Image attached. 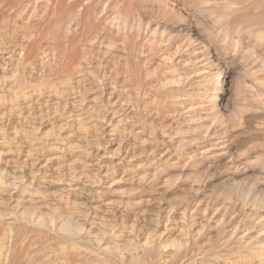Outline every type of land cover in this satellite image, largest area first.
<instances>
[{
    "label": "rangeland",
    "instance_id": "rangeland-1",
    "mask_svg": "<svg viewBox=\"0 0 264 264\" xmlns=\"http://www.w3.org/2000/svg\"><path fill=\"white\" fill-rule=\"evenodd\" d=\"M3 1V3H2ZM8 1V2H7ZM17 0L14 4L13 2H9V0H0V55H2V57H0V185H2L0 187V204L2 206H0V208H2V212H4L5 214L7 213V215H5L3 213V215L0 217V263L2 264H7V262H9L8 264H148L149 262L145 260H143L142 258H138L137 259H132L131 257L133 255H137L139 254L138 252H142L144 250H151L154 254V260L152 262V264H170L174 263V264H195L194 262H196V264H235L233 262H236L238 260V256L240 254L236 253L235 255H232L231 257H228L227 259L222 258V257H217L216 256V252L219 250V248H221V246H217L215 247V249L210 250L212 247L209 243V241L205 240V238L199 239L198 237L195 235L194 232H189V226L188 224H185L182 220L181 214H179L180 210L176 209L175 207H172V211L171 208L166 207V203H168L169 201H173V199H175L176 195L175 192L178 189V187H180L183 183L184 185V180H185V176L184 174L187 172V170H189L192 167V164L190 165V163L187 161H192L195 159L196 156V147L199 146L202 143L203 138H201L202 134L203 135H207L204 139H206L205 141H207V144L204 148H210L209 150L212 151L209 156L207 157V159L211 160L214 162V165H216V169H214V172H211L210 174L212 175H208L211 176L209 179L207 178L206 180V185L207 186H218L220 184H229L234 182L238 183L239 180L241 183L246 182L248 180H251L252 176L251 173L248 172V170H250V168L254 165L253 161L255 162V159H253L255 156H258V153H260L263 149H264V122L263 123H259L262 122V119L264 121V79H263V75H264V0H262L260 2V0H234V2H232V0H153V4L152 1L148 0V1H144L142 3V0H137L139 2H137L136 0L134 4L133 0L129 1L128 0H93V1H89V0H81L80 2V8H78V10H81L83 7L86 6H90L92 7L93 12L95 13H91L87 19H86V23H79L76 26V20L75 19H68L71 20L68 23H66V26L69 28V37L71 39H73V43L75 44V46L73 45V51L74 50H78L81 51V53L84 55L85 58L82 57V60L80 61L81 63H79L78 65H71V69L69 70L70 72H65V70H63V64H66L68 62V58H63V60L61 61L60 59L57 58V54H58V50L57 47L55 48V46L53 45L54 42V36H53V29H50L51 25L55 19H59L58 17V13H54V16L48 18V16L46 17V13L45 11L40 8L41 6V0H36L39 1L36 3V1L32 0ZM26 1V2H25ZM32 2V4L29 2ZM69 2H73L74 0H68ZM83 1V2H82ZM101 1V2H99ZM104 1V2H103ZM122 1V3H121ZM124 1V2H123ZM128 3H127V2ZM141 1V2H140ZM228 3H227V2ZM230 1V2H229ZM236 1V2H235ZM6 2V3H5ZM91 2V4H90ZM96 2V3H95ZM107 2V3H106ZM148 2V4H147ZM149 2H151V5L149 4ZM166 2V4H165ZM216 2V3H215ZM225 2V3H224ZM241 2V4L239 3ZM252 2V3H251ZM254 2V3H253ZM9 3V4H8ZM11 3V4H10ZM24 3V4H23ZM26 3V4H25ZM39 3V4H38ZM85 3V5H84ZM99 3V4H98ZM105 3V4H104ZM117 3H121L118 4ZM128 5H127V4ZM133 3V5H132ZM142 3V4H140ZM215 3V4H214ZM218 3V4H217ZM233 5H231V4ZM237 3V4H236ZM242 3H244L242 5ZM257 3V4H256ZM261 5H260V4ZM3 4V5H2ZM83 4V5H82ZM89 4V5H87ZM98 4V5H97ZM140 4V6H138ZM165 4V5H164ZM168 4V5H167ZM227 4V5H226ZM239 4V5H238ZM251 4V5H249ZM263 4V5H262ZM5 5V6H4ZM9 5V7H8ZM11 5V6H10ZM13 5V6H12ZM19 5V6H18ZM34 5V6H33ZM50 5V3L48 4ZM96 7H95V6ZM100 5V6H99ZM118 7H117V6ZM128 9L127 10V6ZM131 5V8L130 6ZM135 5V6H134ZM147 5V6H146ZM166 7H164V6ZM171 5V6H170ZM216 7H215V6ZM219 5V6H218ZM226 5V7H225ZM248 5V6H247ZM253 5H255L253 7ZM259 5V6H258ZM2 6V7H1ZM16 6V7H15ZM37 6V7H36ZM95 8H94V7ZM99 6V7H98ZM110 8H109V7ZM123 6V7H122ZM126 6V7H125ZM134 6V7H133ZM151 6V7H150ZM153 6V8H152ZM170 6V7H169ZM224 6V7H223ZM231 8H230V7ZM262 8H261V7ZM4 7V8H3ZM11 7V8H10ZM15 7V8H14ZM117 7V8H116ZM126 8L125 11L128 12V16L125 18L126 21L129 23L130 19L132 20L131 13H132V9H134L133 12L136 11V16L134 18L135 21H133L132 23L128 24L127 22H125V26L127 27L126 29L124 27L121 26V24L123 23V21L116 23V18L114 17V14L117 15L118 12L121 13L123 12L122 8ZM136 7V8H135ZM143 8L140 9V8ZM150 7V8H148ZM222 7V8H220ZM228 9H225L227 8ZM236 7V8H235ZM239 7L238 11L237 8ZM260 7V8H258ZM2 8V10H1ZM7 8V9H6ZM109 8V11L107 10ZM121 8V9H119ZM138 8V9H137ZM153 10H152V9ZM155 8V9H154ZM157 8V9H156ZM214 8V10H213ZM232 8L234 11H232ZM255 8V9H254ZM258 8V9H257ZM5 9V10H4ZM107 10V11H102V10ZM118 9V10H117ZM131 9V10H130ZM147 11H146V10ZM148 9H150L148 11ZM160 9V10H159ZM221 9V10H220ZM230 9V10H229ZM245 9V10H244ZM248 11H247V10ZM253 9L252 11L255 10L254 13H252V11L250 12V10ZM32 10V11H31ZM116 10V11H115ZM139 10V11H138ZM143 14H142V11ZM156 10V11H155ZM227 10V11H225ZM242 10V11H241ZM244 10V11H243ZM30 11L32 12V15L30 13ZM42 11V12H41ZM112 11V12H111ZM131 11V12H130ZM141 11V12H140ZM152 11H155L153 13H151ZM216 11L217 14H216ZM221 11V12H220ZM225 13H224V12ZM232 11V12H231ZM262 11V12H261ZM97 12V13H96ZM101 13V15L99 14L98 16H96L98 13ZM103 12V13H102ZM116 12V13H115ZM140 12V13H139ZM146 12V13H145ZM150 12V13H149ZM157 12V13H156ZM246 12V13H245ZM250 12V13H249ZM257 12V13H256ZM34 13V14H33ZM139 13V14H137ZM215 13V14H214ZM234 13V14H233ZM236 13L238 15H236ZM244 14V18L242 16V14ZM249 13V14H247ZM252 13V14H251ZM260 13V14H259ZM40 16H39V15ZM43 14V16H42ZM57 16H56V15ZM96 14V15H95ZM108 14V15H106ZM149 15L151 17L147 16ZM154 14V15H153ZM225 14V15H224ZM230 14V15H228ZM246 14V17H245ZM29 15V16H28ZM38 15V16H37ZM217 16L218 19H221V22H218L220 20H218L215 16ZM224 15V17H223ZM226 15L228 16L227 18ZM233 15V16H231ZM241 15V17H240ZM249 15V16H248ZM254 15V16H253ZM257 15V16H255ZM31 16V17H30ZM38 17L37 19L34 17ZM92 16V17H91ZM104 18L107 16V20L106 22V27H100V28H95L97 21L100 18ZM143 16V17H142ZM237 16V18H235ZM262 16V17H260ZM40 17V18H39ZM43 17H46L47 20L43 19ZM57 17V18H56ZM96 17V18H95ZM98 17V18H97ZM109 17H111V20H108ZM133 17V16H132ZM140 17V18H139ZM147 17V18H146ZM248 17V18H247ZM251 17V20H250ZM256 17L259 19L257 20ZM91 18V19H90ZM92 18H94L95 22L92 20ZM127 18L129 20H127ZM142 18V19H141ZM216 18V20H215ZM224 18V19H223ZM229 18V19H228ZM242 20H241V19ZM30 19V20H29ZM32 19V20H31ZM34 19V20H33ZM141 19V21L139 20ZM233 19V20H231ZM255 19V20H254ZM263 19V20H262ZM51 22L49 23L48 22ZM51 20V21H50ZM74 22H73V21ZM138 20V21H137ZM148 20V21H147ZM250 20V21H249ZM256 22L254 23L253 22ZM257 20V21H256ZM34 21V22H33ZM36 21H38L36 23ZM44 23H43V22ZM47 21V22H45ZM90 21V22H88ZM108 21V22H107ZM110 21V23H109ZM144 21V22H143ZM147 21V23H146ZM150 21V22H149ZM230 21V22H229ZM249 21V22H247ZM260 21V22H258ZM73 22V23H72ZM139 23L137 26V23ZM218 22V23H217ZM241 22V24H240ZM249 23V25L246 24ZM257 22H258V27H257ZM35 25H34V24ZM43 23V25L41 24ZM71 23V24H70ZM75 23V24H74ZM89 25H86V24ZM113 23V25H111ZM150 23V24H149ZM235 23V25H234ZM245 23V24H244ZM261 23V24H259ZM263 23V24H262ZM34 26H33V25ZM107 24H108V28H107ZM116 24V25H115ZM118 24V25H117ZM124 24V23H123ZM136 24V27L133 26ZM145 24V25H144ZM197 24V25H196ZM227 24V25H226ZM253 24V26L251 25ZM37 25H39L37 28H35ZM75 27H73V26ZM85 25V26H84ZM90 25H94L91 26ZM111 25V26H110ZM150 27H149V26ZM226 27H224V26ZM239 25V26H238ZM243 25V26H241ZM83 26V27H82ZM89 26V28H88ZM114 26V27H113ZM116 26V27H115ZM118 26L121 27V29H124V32L126 35H124V37L122 36V32L120 33L119 31H122L118 28ZM129 26V28H128ZM132 26V27H131ZM145 26V27H144ZM148 26V28H147ZM222 26V30L221 27ZM230 26V27H229ZM234 26V27H233ZM238 26V27H237ZM242 29H241V27ZM246 26V27H245ZM255 26V27H254ZM260 26V27H259ZM263 26V27H262ZM33 27V29H31ZM40 27V28H39ZM50 27V28H49ZM82 27V29H81ZM86 27V28H85ZM111 27V28H110ZM113 27V28H112ZM133 27L134 30L133 31ZM141 27L140 29H137ZM143 27V28H142ZM49 28V29H48ZM71 28V29H70ZM94 28V29H92ZM108 30H107V29ZM110 28V29H109ZM115 28H118L115 29ZM232 28V29H231ZM239 28V31H238ZM249 28V30H248ZM260 28V29H259ZM30 29V30H29ZM75 29V30H74ZM83 29L84 30L83 32ZM88 29V30H87ZM102 29H104L105 31H103ZM114 29V30H113ZM149 29V30H148ZM235 29V30H234ZM237 29V30H236ZM253 29V30H252ZM256 29V30H255ZM263 29V30H262ZM37 30V31H36ZM73 30V32H72ZM78 30V31H76ZM91 30V32L89 31ZM117 30V31H116ZM132 30V31H131ZM139 30H141V32H139ZM146 30V31H145ZM221 30V31H219ZM225 30V33H224ZM228 30V31H227ZM234 30V31H233ZM245 30V31H244ZM248 30V31H247ZM255 30V31H254ZM262 34L261 38H258L256 36H260L259 35V31ZM37 35H36V32ZM41 31V32H38ZM79 31L81 33H79ZM85 31H87L85 33ZM96 31V32H95ZM102 31V33L100 32ZM106 31L107 34L109 33L110 36L107 37L106 35ZM112 31V32H111ZM115 31V32H114ZM129 31V32H128ZM132 34H131V32ZM151 31V32H150ZM219 31V32H218ZM241 31V32H240ZM248 33H247V32ZM253 31V32H252ZM262 31V32H261ZM33 32V34L30 33ZM49 32V33H48ZM72 32V33H71ZM78 32V33H77ZM90 32V33H89ZM95 33L96 35H94L93 33ZM135 32V33H133ZM138 32V33H137ZM146 32V33H144ZM154 32V34H153ZM227 32V33H226ZM236 32V33H235ZM246 32V33H245ZM257 32V33H255ZM35 33V34H34ZM40 33V34H39ZM44 33V34H43ZM46 33V34H45ZM74 33V34H73ZM83 33V34H82ZM92 33V34H91ZM119 34L118 35H116ZM128 33V34H127ZM149 34H153L152 37L151 35L148 36ZM238 33V35H237ZM240 33V34H239ZM50 34V35H48ZM73 36H72V35ZM86 36H85V35ZM115 34V35H112ZM131 34V35H130ZM136 34L138 35V37L136 36ZM146 34V35H145ZM249 35L246 37V35ZM28 35V36H27ZM30 35V37H29ZM33 35V37H31ZM39 35L41 36L39 37ZM82 35V36H80ZM93 37H92V36ZM106 35V36H105ZM121 35V36H120ZM128 35V36H127ZM134 35V37L132 36ZM143 35V36H142ZM256 35V36H255ZM23 36V37H22ZM44 36V37H43ZM50 36L52 38H50ZM76 36V37H75ZM80 36V37H79ZM91 41H90V38ZM117 36V37H116ZM148 36V37H147ZM237 36V38H236ZM29 37V38H28ZM38 39H37V38ZM73 37V38H72ZM86 37V38H85ZM122 37V38H120ZM127 37V39H126ZM132 37V38H131ZM140 37V38H139ZM146 38L144 39V38ZM240 37V38H239ZM244 37V38H243ZM249 37V38H248ZM251 37V38H250ZM30 38L32 40H30ZM46 38V39H44ZM80 38V39H79ZM98 38V40H97ZM106 38V39H105ZM119 40H118V39ZM134 38V39H133ZM136 38V39H135ZM235 38V39H234ZM256 38L262 40H258L259 43L257 42V40H255ZM36 39V40H35ZM49 41H48V40ZM82 40V44L79 43ZM96 39V40H94ZM103 39V40H101ZM120 39L122 41V44L120 42ZM125 39V41H124ZM144 39V40H143ZM151 40L148 42V40ZM152 39H154V41H152ZM222 39V40H221ZM240 39V40H239ZM247 41H245V40ZM253 39V40H252ZM40 40V41H38ZM42 40V41H41ZM53 40V41H52ZM79 40V41H78ZM85 40V41H84ZM94 40V41H93ZM105 40V41H104ZM114 40V42L112 41ZM133 40V41H132ZM239 40V41H238ZM242 40V41H241ZM21 41V42H19ZM25 41V43H24ZM29 41V42H27ZM31 41L33 44H36V42L38 41V44H36L38 46V52H41L39 55L41 59L45 60L44 62V66L43 62L37 63L36 65H32V64H27L26 66H24L23 70V80H19L20 78L17 76L15 71V65H16V61L14 59H10L8 57L10 51L14 48V46H10L11 44L15 45V47H17V45H22V44H31ZM34 41V42H33ZM48 41V42H46ZM87 44H85L84 42ZM88 43H87V42ZM90 41V43H89ZM112 41V44H111ZM129 41V42H128ZM131 41V42H130ZM139 43H138V42ZM146 41V42H145ZM224 44H223V42ZM236 41V42H235ZM238 41V42H237ZM248 41H250V43H248ZM9 42L11 44H9ZM41 42V43H40ZM44 42V43H43ZM51 42V43H50ZM78 42V44H76ZM100 44H99V43ZM126 42V43H125ZM136 46H132L134 45ZM190 42V43H187ZM233 42V43H232ZM240 42V43H239ZM244 44H242V43ZM262 42V43H261ZM22 43V44H20ZM43 43V45H42ZM47 43V45H45ZM96 43V44H95ZM102 43V44H101ZM104 43V44H103ZM131 43V44H130ZM144 43V44H142ZM152 43H154L152 45ZM192 43V44H191ZM236 43V45H235ZM246 43V44H245ZM254 46L253 43H255V48L252 46L250 47V45ZM80 44V45H79ZM85 44V45H84ZM90 44V45H89ZM92 44V46H91ZM107 44V45H106ZM110 44V45H108ZM124 44V46H123ZM129 44H130V48H129ZM151 44V45H149ZM188 44V45H187ZM221 44H223L221 46ZM240 46H239V45ZM258 44V45H257ZM43 47H41V46ZM49 45V46H48ZM52 48H49L51 47ZM102 45V46H101ZM109 47H106V46ZM118 45V46H117ZM138 45V46H137ZM143 47H142V46ZM146 45V46H145ZM149 45V47H148ZM193 45V46H192ZM235 45V46H234ZM81 46H86L81 48ZM98 46V47H97ZM116 46V47H115ZM120 46V47H119ZM122 46V47H121ZM128 46V47H127ZM155 48H154V47ZM180 46V47H177ZM191 46V48H190ZM260 46V47H259ZM262 46V47H261ZM12 49H11V48ZM40 47V48H39ZM46 47V48H45ZM75 47V48H74ZM78 47V48H77ZM104 47V48H103ZM115 47V48H114ZM132 47H137L136 51L135 48ZM140 47V52H138V49ZM142 47V48H141ZM152 47L154 48L152 50ZM189 47V49H188ZM193 47V48H192ZM227 47V48H226ZM230 47V49H229ZM239 47V49H238ZM248 47H250L249 49H247ZM9 48V49H7ZM46 50H45V49ZM55 48V49H54ZM87 48V49H86ZM91 48V49H90ZM93 48V49H92ZM95 48V49H94ZM100 48V49H98ZM103 48V49H102ZM107 48V49H106ZM122 48V49H121ZM123 48H127V49H123ZM215 48V49H214ZM257 49V50H252V49ZM42 49V50H41ZM49 49V50H47ZM51 49H53L51 51ZM86 49V50H85ZM89 49V50H88ZM116 51H114V50ZM120 49V50H119ZM132 49V50H131ZM148 49V51H147ZM181 49V50H180ZM191 49V50H190ZM220 49V50H219ZM247 49V50H246ZM8 52H7V51ZM90 54H89V52ZM95 50V51H94ZM99 53H98V51ZM105 50V51H104ZM123 50H125L126 52H124ZM188 50V52H187ZM225 50V51H224ZM245 50V51H244ZM249 50V51H248ZM6 51V52H5ZM48 54H46L47 52ZM55 51V52H53ZM57 51V52H56ZM87 51V52H85ZM122 51V52H121ZM133 54H132V52ZM145 51V52H144ZM173 51V52H172ZM180 51V52H179ZM184 51V52H183ZM186 51V52H185ZM200 51V52H199ZM203 53H202V52ZM234 51V52H232ZM248 53H245L247 52ZM254 52V57L253 55H251V52ZM5 52V53H3ZM53 52V53H51ZM97 52V53H96ZM105 52V53H104ZM107 52V53H106ZM111 52V53H110ZM114 54H113V53ZM137 52V53H136ZM142 52V53H141ZM169 52L171 55H169ZM180 55H179V53ZM183 52V53H182ZM245 56V58L243 59L242 57H240V55L243 56V54ZM260 52V53H259ZM46 55H45V54ZM56 53V58L54 57ZM94 55H91V54ZM122 53V54H121ZM141 53V55H140ZM149 53V54H148ZM175 53V54H174ZM187 53V54H185ZM193 53V54H191ZM207 53V54H205ZM217 55V57L221 60V63L223 65H227L230 69L231 72H229L227 75H221L220 78L218 77V75H216L215 80L219 81L220 80V85H221V90H219L218 92V102L219 103H223L224 104V109H222V113H223V120L219 123H216V118L211 115L212 112V107H209L207 104L206 99L203 100V95L201 93V90L203 87H205V85H202V82L200 79V71L201 67L205 64V63H209L211 60L214 61V59H212L211 55L215 54ZM43 54V55H42ZM52 54V55H51ZM54 54V55H53ZM96 54V55H95ZM103 57H102V55ZM138 54V55H137ZM174 54V55H172ZM211 54V55H210ZM235 54V57H234ZM246 54V55H245ZM260 54V55H259ZM263 54V55H262ZM42 55V57H41ZM82 55V56H83ZM89 55V57H88ZM91 55V57H90ZM98 55V57H97ZM118 55H121V59L118 57ZM123 55H124V59H123ZM129 55V57H128ZM135 55V57H134ZM144 55V56H143ZM186 55V57H185ZM190 55V57H189ZM247 55H250V57H247ZM257 55V57H256ZM6 57V58H5ZM44 57V58H43ZM46 57V58H45ZM48 57V58H47ZM52 57H54V60L52 59ZM100 57V58H99ZM102 57V59H101ZM139 57V58H138ZM172 57V59H171ZM186 59H185V58ZM209 57V59H208ZM247 57V58H246ZM88 58V59H87ZM93 58V60H92ZM132 58V59H131ZM134 58V59H133ZM137 58V59H136ZM168 58V62L167 59ZM183 58V59H182ZM206 58V59H204ZM211 58V59H210ZM242 58V59H241ZM251 58V59H250ZM254 58V59H253ZM10 59V60H9ZM48 59V61H47ZM84 59H86L84 61ZM100 59V60H99ZM123 59V60H122ZM126 59V60H125ZM174 59V60H173ZM182 59V60H181ZM199 62H198V60ZM246 59V60H245ZM262 59V60H261ZM53 60V61H52ZM57 62H56V61ZM88 60V61H87ZM134 60V61H133ZM137 60V61H136ZM180 62H179V61ZM184 60V61H183ZM202 60V61H201ZM244 60V61H243ZM257 63H256V61ZM4 61V63H3ZM47 61V62H46ZM92 61V62H91ZM119 61V62H118ZM128 61V62H127ZM139 61V62H138ZM171 61V63H170ZM188 61V62H186ZM195 61V62H194ZM197 61V62H196ZM206 61V62H205ZM216 61V60H215ZM237 61V62H236ZM246 61V62H245ZM253 61V62H252ZM261 61V62H260ZM8 62V63H6ZM54 62L57 64H54ZM83 62V63H82ZM89 62H91L90 64H88ZM101 62V63H100ZM133 62V64H132ZM137 62V63H136ZM165 62V63H164ZM175 62V64L173 63ZM177 62V63H176ZM190 62V63H189ZM2 63V64H1ZM5 63L7 65H5ZM86 63V64H85ZM120 63V64H119ZM127 63V64H124ZM128 63L130 65H128ZM185 63H188L185 65ZM193 63V64H192ZM201 63V64H200ZM226 63V64H225ZM228 63V64H227ZM248 63V64H247ZM45 64H47L45 66ZM49 64V65H48ZM60 68H59V65ZM101 64V66H100ZM103 64H105L103 66ZM124 65V67L122 65ZM133 68H132V66ZM184 66H183V65ZM203 64V65H202ZM232 64H234V66H231ZM261 64L262 65V70L261 69ZM51 65V66H50ZM89 67L92 72H89L90 69L87 67ZM92 65V66H91ZM96 65V67H95ZM119 65V67H118ZM172 65V66H171ZM177 65V66H176ZM182 65V66H181ZM188 65V66H187ZM200 65V67H198ZM202 65V66H201ZM3 66L6 67V69L3 70ZM36 66V67H35ZM50 67V68H46V67ZM76 69H74L75 67ZM80 66H84L83 68ZM131 66V67H130ZM134 66L136 67L134 70ZM139 66L141 68H139ZM179 66V67H178ZM193 66V67H192ZM11 67V68H10ZM13 67V68H12ZM27 67V68H26ZM40 67V68H39ZM42 67V69H41ZM45 67V68H44ZM74 67V68H73ZM79 67V68H78ZM102 67V68H101ZM104 67V68H103ZM107 67V69H106ZM122 67V68H121ZM126 67V68H125ZM127 67L128 70H127ZM184 67V68H183ZM260 69H259V68ZM2 68V69H1ZM36 68V69H35ZM53 68V69H52ZM81 68V69H80ZM85 68V69H84ZM95 68H97L95 70ZM139 68V69H138ZM200 68V69H199ZM33 69V70H32ZM50 69V70H48ZM78 69V70H77ZM125 69V70H124ZM130 69V70H129ZM146 69V70H145ZM235 69V70H234ZM258 69V70H257ZM3 70V71H2ZM35 70V71H34ZM43 72L42 75L41 73ZM44 70V71H43ZM53 70V72H51ZM80 70V71H79ZM84 70V71H83ZM88 70V71H86ZM101 70V71H100ZM122 70V71H121ZM124 70V71H123ZM138 70V71H137ZM6 71V72H5ZM12 71V72H11ZM47 71V72H46ZM61 71V72H60ZM72 71V73H71ZM83 71V72H82ZM95 72V76H94V72ZM126 71V72H125ZM132 73L130 74L129 73ZM133 71V72H132ZM140 71V72H139ZM259 71V72H258ZM15 72V73H14ZM49 72V73H48ZM51 72V73H50ZM59 74H57V73ZM79 72V73H78ZM86 72V77L84 75ZM89 72V73H88ZM101 72V73H99ZM104 72V73H103ZM106 72V73H105ZM262 72V73H261ZM34 73V74H32ZM47 73V74H46ZM75 73V74H74ZM91 73V74H90ZM112 73V74H110ZM122 73V74H121ZM124 73V74H123ZM4 76H3V75ZM8 77V79L5 77ZM16 74V75H15ZM50 76H49V75ZM53 74V76H52ZM57 74V75H56ZM63 74V75H62ZM68 76H67V75ZM77 74L79 77H77ZM93 74V75H92ZM100 74V75H99ZM102 74V75H101ZM104 74V75H103ZM126 74V75H125ZM137 75V77L135 78V76ZM141 74V75H140ZM199 74V75H198ZM26 75V76H25ZM36 75H39L38 77ZM45 75V76H43ZM61 77H60V76ZM66 75V76H64ZM74 75V76H73ZM76 75V76H75ZM93 77H92V76ZM113 75V76H112ZM114 80L115 81H111L110 78L115 77ZM128 75V76H127ZM139 75V76H138ZM10 76H16L14 78H9ZM24 76L27 78L24 79ZM81 76V77H80ZM89 76V77H88ZM110 76V78H109ZM127 78H126V77ZM132 78H131V77ZM2 77V78H1ZM5 77V78H4ZM21 77V78H22ZM32 77V78H31ZM34 77V78H33ZM43 77V78H41ZM51 77L54 79L51 80ZM59 77V78H58ZM65 77L66 78L65 80ZM71 77V79H70ZM79 79L78 81L76 80ZM91 77V78H90ZM95 77V78H94ZM102 77V78H100ZM4 78V79H3ZM18 78V79H17ZM38 78V79H37ZM40 78V79H39ZM47 78V80H45ZM64 78V79H63ZM81 78V79H80ZM84 78V79H83ZM99 78V79H98ZM105 78V79H104ZM108 78V79H107ZM125 78V79H124ZM180 78V79H179ZM218 78V79H216ZM16 79V80H15ZM39 80L36 82V80ZM73 79V80H72ZM87 79V80H86ZM90 79V80H89ZM96 79V80H93ZM102 79H104L102 81ZM179 79V80H178ZM200 81H199V80ZM7 80V81H5ZM10 80V81H8ZM19 80V81H18ZM57 83H56V81ZM76 80V82L74 81ZM98 80V81H97ZM113 80V79H112ZM173 80V81H172ZM178 80V81H177ZM181 80V82H180ZM186 80V81H185ZM3 81V82H2ZM18 81V82H15ZM28 81V82H25ZM31 81V82H30ZM46 81V82H45ZM50 81V82H49ZM69 81V82H68ZM73 81V82H72ZM83 81V82H82ZM87 81V83H86ZM100 81V82H99ZM105 81V83H104ZM123 81V82H122ZM175 81H177L175 83ZM9 82V83H8ZM12 82H14V85H11ZM24 83V86L22 85ZM34 82V83H32ZM43 82V84H42ZM63 82V83H62ZM66 82H68L66 84ZM79 82V83H78ZM81 82V83H80ZM108 82V83H107ZM114 85H113V83ZM3 83H8V84H4L3 87L2 85ZM11 83V84H10ZM16 83V84H15ZM49 83V84H48ZM70 83V84H69ZM75 83V85H74ZM91 83V84H90ZM111 83V85H110ZM117 83V84H116ZM21 84V85H20ZM30 84V85H29ZM39 84V86L37 85ZM48 84V86H47ZM66 84L67 87H65L64 85ZM73 84V85H71ZM81 85L79 87V85ZM83 84V85H82ZM96 84V85H95ZM116 84V85H115ZM126 84V85H125ZM200 84V85H199ZM17 85V86H15ZM20 85V86H19ZM37 85V86H36ZM51 85V86H49ZM70 85V86H69ZM78 85V86H77ZM89 85V86H88ZM92 85V86H91ZM98 85V86H97ZM102 85V87H101ZM7 86V87H4ZM16 88H15V87ZM22 86V87H21ZM27 86V88H26ZM38 88H36V87ZM56 86V87H55ZM61 88H60V87ZM85 88H84V87ZM87 86V88H86ZM114 88H113V87ZM125 86V87H124ZM197 87V89H195ZM12 87V88H11ZM14 87V88H13ZM25 87V88H24ZM29 87V88H28ZM44 87V88H43ZM52 89H50V88ZM74 87H78V88H74ZM90 87V88H89ZM97 87V90H95ZM105 89H104V88ZM202 87V88H201ZM41 88V89H40ZM58 88V92L56 93L55 91H57L56 89ZM65 88V89H64ZM70 88H74L77 90H81L82 91H77L73 89L70 90ZM84 88V89H83ZM93 88V90H92ZM113 88V89H110ZM126 92H124L125 90ZM236 88V89H235ZM13 89V90H12ZM60 89V90H59ZM87 89V90H86ZM89 89V91H88ZM115 89V90H114ZM122 89V92H121ZM22 90V92H21ZM38 90V91H37ZM62 90V91H61ZM65 90H67V95ZM100 90H102V93L100 95ZM108 90H111L110 92ZM114 90V91H113ZM116 90H120V91H116ZM237 90V91H236ZM43 92V93H40ZM52 91V92H51ZM68 91H72L71 93H74L71 95L70 92ZM88 93H87V92ZM92 91V92H91ZM200 91V92H199ZM238 93H236V92ZM15 92V93H14ZM40 93L38 94H34V93ZM51 92L49 95L47 93ZM54 92V93H53ZM61 92L58 96V93ZM85 92V93H84ZM98 94H95V93ZM63 93V94H62ZM83 93V94H81ZM110 93V94H109ZM130 94V97L128 98V94ZM234 93V94H233ZM53 97H52V95ZM57 94V95H56ZM65 94V96H64ZM70 94V95H69ZM78 94H81L79 96H77ZM87 94V95H86ZM88 94H90V96H88ZM119 94V95H118ZM121 94V95H120ZM124 94V96H123ZM238 94V95H237ZM41 95V96H40ZM44 95V96H43ZM47 95V96H45ZM55 95V96H54ZM83 95V96H82ZM93 95V96H92ZM96 95V96H94ZM127 95V96H125ZM201 95V96H200ZM252 95H255L252 96ZM257 95L259 97H257ZM261 95V96H260ZM40 96V97H39ZM62 96V99H60ZM70 96V97H69ZM99 98H98V97ZM101 96V97H100ZM109 98H108V97ZM263 96V98H262ZM37 97V98H36ZM50 97V98H49ZM57 97V98H55ZM67 97V98H66ZM74 97V99H72ZM77 97V98H75ZM86 97V99H85ZM96 97L98 98V100L96 99ZM106 97V98H105ZM119 97V98H118ZM126 97V99H125ZM201 97V98H200ZM39 98V100H38ZM46 98V99H44ZM49 98V99H48ZM52 98V99H51ZM59 98V99H58ZM64 98H66L65 100H63ZM82 98V99H81ZM102 98V100H101ZM105 98V99H104ZM128 98V99H127ZM255 98V99H253ZM37 99V102L35 100ZM41 99V100H40ZM54 99L55 103H53ZM70 99V100H69ZM95 99V100H94ZM108 101H105L107 100ZM125 99V100H124ZM259 99V100H257ZM42 100L44 101L42 102ZM53 100V101H52ZM76 102H75V101ZM85 100V101H84ZM101 100V101H100ZM112 100V102H111ZM123 100V101H122ZM261 100V101H260ZM34 101V102H33ZM42 103H40V102ZM59 101V102H58ZM73 101L74 104L71 102ZM79 101V103H78ZM115 101V102H114ZM127 101V102H126ZM196 101V102H195ZM200 103H199V102ZM255 101V102H254ZM263 101V102H262ZM49 102V103H48ZM58 102V104L56 103ZM61 102V103H60ZM71 102V103H70ZM81 102V103H80ZM105 102V103H104ZM107 102V103H106ZM109 102V103H108ZM112 105H111V103ZM118 104H117V103ZM124 102V103H123ZM126 102V103H125ZM257 102V103H256ZM33 103V104H31ZM40 103V106H39ZM48 103V104H46ZM52 103V104H51ZM65 103V109L64 106L62 104ZM67 103V104H66ZM120 103V104H119ZM128 103V104H127ZM232 103V105H231ZM259 103V105H258ZM262 103V104H261ZM28 104L29 107H26ZM37 104V105H36ZM45 104V106H44ZM77 104V105H76ZM98 104V105H96ZM178 104V105H177ZM203 106H202V105ZM249 104V105H248ZM35 106L33 108V106ZM48 105V106H46ZM52 105V106H51ZM57 105V106H56ZM78 106L75 107L76 109L73 110V106ZM198 105V107H197ZM205 105V106H204ZM226 105V107H225ZM229 107H228V106ZM251 105V106H250ZM254 105V106H253ZM257 105V106H256ZM19 106V108H18ZM41 108H39V107ZM51 106V107H50ZM56 106V107H55ZM60 106V107H58ZM63 106V108L61 107ZM72 106V107H71ZM98 106V107H97ZM116 106V107H115ZM120 110H118V108ZM123 106V107H122ZM201 108H200V107ZM253 106V107H252ZM263 106V107H262ZM11 107V108H10ZM13 107V109H12ZM16 107V108H14ZM21 107V108H20ZM26 107V108H25ZM32 109H31V108ZM38 107V108H37ZM44 107V108H43ZM55 111H54V108ZM97 107V108H96ZM204 107V108H203ZM243 107V108H241ZM248 107V108H247ZM250 107V108H249ZM252 107V108H251ZM23 108V109H22ZM29 108V109H28ZM46 108V109H45ZM51 108V110H50ZM72 108V109H71ZM109 108V109H108ZM178 108V109H177ZM207 108V109H206ZM211 108V109H209ZM230 108H232L230 111H228ZM235 108V109H234ZM10 109V110H9ZM25 109V110H24ZM37 109V110H36ZM39 109V110H38ZM62 109L64 110V114L62 112ZM67 109V110H66ZM78 109V110H77ZM116 111L114 113V111ZM117 109V110H116ZM227 109V110H225ZM239 109H243L242 111H240ZM6 110L8 112H6ZM14 110V112H13ZM17 110V111H16ZM33 110V111H31ZM43 112H42V111ZM53 110V111H52ZM69 110V111H68ZM92 110V111H91ZM210 110V111H209ZM235 110V111H233ZM237 110V111H236ZM245 110V112H244ZM46 111H48V113H45ZM57 111V114H56ZM72 113V116L69 115ZM182 111V112H181ZM192 111V112H191ZM228 111V112H227ZM2 112H4L5 114H3ZM13 112V113H12ZM27 112V113H26ZM30 112V114H28ZM33 112V113H32ZM41 112V113H40ZM53 114H52V113ZM69 112V113H68ZM207 112V113H206ZM236 112V113H235ZM242 114H240V113ZM8 113V114H7ZM32 113V114H31ZM38 113V114H37ZM55 113V115H54ZM59 113V115H58ZM62 113V114H61ZM190 113V114H189ZM192 113V114H191ZM200 113V114H199ZM209 113V114H208ZM228 113V114H227ZM234 113V115H233ZM239 113V115H238ZM263 113V114H262ZM3 116H2V115ZM7 114V115H6ZM10 114L11 118L8 117ZM14 114V115H13ZM30 116H28V115ZM43 114V116H41ZM232 114V115H230ZM244 114V115H243ZM255 114V115H254ZM262 114V115H260ZM5 115V116H4ZM20 115V116H19ZM21 115H26L27 121H31L30 123L26 121V118H24ZM32 115V116H31ZM41 117H39V116ZM49 115V116H48ZM53 115V116H52ZM58 115V116H57ZM61 115V116H60ZM74 115V116H73ZM211 117H210V116ZM226 115V116H225ZM242 115V116H241ZM254 115V116H253ZM14 116V117H13ZM19 116V117H18ZM36 116V117H35ZM63 116V117H62ZM66 116V117H65ZM208 116V118H207ZM234 116V117H232ZM247 116V117H246ZM251 118H250V117ZM261 116V117H259ZM5 117V119H4ZM17 117V118H16ZM24 118L25 120H23L22 118ZM33 117V118H32ZM35 117V118H34ZM38 117V118H37ZM42 117H44L42 119ZM51 117V118H50ZM53 117V118H52ZM59 117V118H58ZM65 117V118H64ZM71 117V118H70ZM77 120H76V118ZM200 117V118H199ZM226 117H232L229 118V122L227 121ZM241 117V119H240ZM10 119V121L8 122V120ZM16 121H15V119ZM21 118V119H20ZM68 118V119H67ZM75 118V119H73ZM79 118V119H78ZM250 118V119H249ZM254 118V119H253ZM259 118V119H257ZM29 119V120H28ZM41 119V120H40ZM46 119V121L44 120ZM68 121H67V120ZM207 119V120H206ZM215 119V120H214ZM234 119V120H233ZM236 119V121H235ZM244 119V121L242 120ZM249 119V120H248ZM257 119V122H256ZM14 120V121H13ZM19 120V121H17ZM21 120V121H20ZM36 120V121H35ZM70 120V121H69ZM137 120V121H136ZM232 120V121H231ZM242 120V122L240 121ZM248 120V121H247ZM254 120V121H252ZM8 123H7V122ZM41 121V122H40ZM64 121H67L64 123ZM80 121V122H79ZM137 123H136V122ZM138 121H141L138 122ZM142 121H146V122H142ZM239 121V122H237ZM3 124H2V123ZM15 122V123H14ZM26 122V123H25ZM72 122V123H71ZM82 122V123H81ZM132 122V124H131ZM215 122V123H214ZM227 122V123H226ZM231 122V123H230ZM236 122V123H235ZM248 124H247V123ZM250 122L252 125H250ZM21 123V124H19ZM31 124L32 127H28V124ZM36 123V124H35ZM47 123V124H46ZM71 123V124H70ZM80 123V125L78 124ZM140 125H139V124ZM146 123V124H145ZM149 123V126H148ZM198 123V124H197ZM206 123V124H205ZM209 123V124H208ZM213 125H217L218 128L222 129L225 128L224 131L219 132L216 134H209L210 131L206 132L207 129H210V126ZM234 123V124H232ZM10 124V125H9ZM18 124V125H17ZM78 124V125H76ZM137 124V125H136ZM211 124V125H210ZM224 124V125H222ZM232 127H231V125ZM238 127H237V125ZM257 124V126H256ZM262 124V125H261ZM9 127H8V126ZM134 125V127H133ZM136 125V126H135ZM141 125H143L144 127H142ZM168 125V126H167ZM187 125H189L187 127ZM209 125V127H207ZM228 125V126H227ZM234 125V126H233ZM247 125V126H246ZM258 125H261L258 127ZM15 126H17V129L15 130ZM25 126V127H24ZM35 126V128H33ZM40 126V127H39ZM79 126V127H78ZM127 126V127H126ZM148 128H147V127ZM163 126V127H162ZM206 126V127H205ZM236 126V127H235ZM240 126V127H239ZM249 126V128H248ZM11 127H15L14 131H16L15 133H13L14 131L12 130L13 128ZM125 127V130H124ZM197 127H200L201 130L200 134H198L199 130ZM230 127V129H229ZM243 127V128H242ZM245 127V128H244ZM251 127V128H250ZM27 128V129H25ZM31 128V130H29ZM33 128V129H32ZM39 128V129H38ZM129 128V129H127ZM136 128V129H135ZM146 128V129H145ZM167 128V129H166ZM186 128V129H185ZM195 128V129H194ZM238 128V129H237ZM255 128V129H254ZM22 134H21V132ZM22 129L24 131H22ZM132 129V130H131ZM140 129V130H139ZM152 129V130H151ZM191 129V130H190ZM219 129V130H220ZM228 129V130H227ZM234 131H233V130ZM245 129V130H244ZM263 129V131H261ZM29 130V131H28ZM124 130V131H123ZM129 130V131H128ZM138 130V131H137ZM194 130V131H193ZM203 130H205L203 132ZM244 130V131H243ZM248 130V131H246ZM253 130V131H252ZM131 131V132H130ZM149 131V132H148ZM151 131V132H150ZM156 131V132H154ZM164 131V132H162ZM188 131V132H186ZM191 131V132H190ZM230 131V133H229ZM233 131V132H232ZM241 131V132H240ZM253 133H251V132ZM255 131V132H254ZM257 131H259V135H262V139H259V143L251 146L250 147H245V146H240L242 145L245 140L249 139L250 137H252L254 134H258L256 133ZM18 132V133H17ZM20 132V133H19ZM135 135H133L134 133ZM137 132V134H136ZM140 132V133H139ZM145 132V133H144ZM158 132V133H157ZM195 132V133H194ZM232 132V133H231ZM243 132V134H242ZM249 132V133H248ZM155 135H154V134ZM163 133V134H162ZM165 133V134H164ZM170 133V134H169ZM184 133V134H183ZM237 133V134H236ZM252 135H251V134ZM15 136L16 134V138L13 140L12 137ZM18 134V135H17ZM20 134V135H19ZM181 134V135H180ZM183 134V135H182ZM224 136H223V135ZM84 135V137H83ZM86 135V136H85ZM98 135V136H97ZM150 135V136H147ZM163 139L165 140L163 143L162 140V136ZM166 135V136H165ZM213 135V136H212ZM215 135V136H214ZM219 135V139L216 137ZM235 135V136H234ZM243 135V136H242ZM248 135V136H247ZM91 136V137H90ZM94 136V137H93ZM97 136V137H96ZM143 136V137H142ZM147 136V137H146ZM158 136V137H157ZM165 136V138H164ZM172 136V137H171ZM200 136V137H199ZM230 136V137H229ZM21 137V138H20ZM99 137V138H98ZM103 137V138H102ZM170 137V138H169ZM196 137V138H195ZM211 137V139H210ZM245 137V138H244ZM248 137V138H247ZM20 138V140H19ZM83 138H86L83 140ZM93 138H95L93 140ZM141 138V139H140ZM149 138V139H148ZM173 140H172V139ZM177 138V139H176ZM200 138V139H199ZM225 138V139H224ZM232 138V139H231ZM145 139V140H144ZM149 141H148V140ZM153 141H150V140ZM169 139V140H168ZM195 139H198L195 140ZM217 139V140H216ZM239 139V140H238ZM244 141H243V140ZM19 140V141H18ZM99 140V141H98ZM101 140V141H100ZM104 140V141H102ZM106 140H108L107 142H105ZM177 140V141H176ZM180 140V142H179ZM193 140V142H192ZM220 140V141H219ZM232 140V142H231ZM139 141V142H138ZM142 141H145L142 143ZM158 141V142H157ZM162 141V142H161ZM192 144H189V142ZM194 141H197L196 143ZM217 141V142H216ZM224 141V142H223ZM237 141V143H236ZM242 141V142H241ZM20 142V143H19ZM86 142V143H85ZM89 142V145H88ZM91 142H95L94 144ZM101 142V143H100ZM104 142V143H103ZM122 142V143H121ZM148 145H147V143ZM154 142V144L152 143ZM173 142V143H172ZM231 142V143H230ZM263 142V143H262ZM98 143V144H97ZM126 143V144H125ZM140 143V144H139ZM152 143V146L150 144ZM182 143V144H181ZM210 143V145H209ZM213 143V144H212ZM226 143V144H225ZM231 144V149L228 147V144ZM236 143V145H235ZM96 144V145H95ZM104 144V145H103ZM125 144V145H124ZM137 144V145H136ZM171 146H169V145ZM176 146H175V145ZM180 144V146H179ZM197 144V145H196ZM229 144V145H230ZM23 145V146H22ZM87 145V146H86ZM91 145H93V148H91ZM102 145V146H101ZM118 145V146H117ZM136 145V146H134ZM141 146V150H136L139 149L138 148ZM144 145V146H143ZM175 149H174V147ZM186 145V146H185ZM189 145V146H188ZM220 145H222L220 147ZM96 146L98 148H96ZM100 146V147H99ZM150 146L152 147V149L150 148ZM155 146V147H153ZM226 146V147H224ZM239 146V147H238ZM258 146V147H257ZM83 147L84 151L80 150V148ZM129 147V148H128ZM137 147V148H136ZM148 147V150H147ZM159 147V148H158ZM172 147V148H171ZM177 147V149H176ZM183 147V148H181ZM185 147V148H184ZM213 149H212V148ZM234 147V148H233ZM238 147V148H237ZM257 147V148H256ZM86 148V149H85ZM146 148V150L144 149ZM156 148V149H155ZM166 148H171V149H166ZM180 148V149H179ZM237 148V149H236ZM241 148V149H239ZM262 150H261V149ZM22 149V150H21ZM96 149V150H95ZM117 149V150H115ZM128 149V150H127ZM130 149V150H129ZM151 149V150H150ZM155 149V150H154ZM160 149V150H159ZM248 149V151L246 150ZM257 149V150H256ZM260 149V150H259ZM80 150V151H79ZM143 150V153L141 152ZM166 150V152H165ZM172 150V151H171ZM174 150V151H173ZM176 150V151H175ZM239 151L237 153V151ZM242 150V151H241ZM254 150V151H253ZM27 151V152H25ZM31 151V152H29ZM82 151V152H81ZM115 151L116 154H115ZM119 151V153H118ZM128 151V152H127ZM146 153H145V152ZM149 151V152H148ZM152 151V152H151ZM169 151V152H167ZM171 151V152H170ZM200 151V150H199ZM225 151V152H224ZM245 151V152H244ZM251 151V152H249ZM264 151V150H263ZM3 152V153H2ZM26 154H25V153ZM94 152V153H93ZM140 152V153H139ZM198 152V151H197ZM220 152V153H219ZM242 152V153H241ZM258 152V153H257ZM2 153V154H1ZM29 153V154H27ZM34 155L32 156L31 155ZM34 153V154H33ZM87 153V154H85ZM91 153V154H88ZM159 153V155H158ZM162 153V155L160 156V154ZM166 155H165V154ZM181 155H180V154ZM189 153V154H188ZM219 153V154H218ZM224 153V156L221 155ZM227 153V154H226ZM237 153V154H236ZM249 153V154H248ZM19 154V155H18ZM93 154V155H92ZM119 154V155H118ZM157 154V155H156ZM168 154V155H167ZM172 154V157H171ZM27 155V156H26ZM30 155V157L28 156ZM118 155V156H117ZM125 155V156H124ZM165 155V156H163ZM185 155V156H184ZM213 155V156H212ZM231 155V156H230ZM233 155V156H232ZM237 155H239V160L237 159ZM243 155V156H242ZM250 155V156H249ZM90 156V157H89ZM189 156V159L187 158ZM208 156V155H207ZM242 156V158H241ZM18 157V158H17ZM27 158L28 161L30 162L32 160V162L35 161V163H37V168L39 169H34V174L35 173L37 175L33 176L34 179H32L29 183V181H25L22 182L21 184H18L16 188L8 185L7 183V176H12L13 177V170H21L22 167V162H23V158ZM122 157V158H121ZM158 157V158H157ZM160 157V158H159ZM191 157H193L192 159H190ZM16 158V159H15ZM33 158V159H32ZM121 158V159H120ZM157 158V159H156ZM167 158V161L166 159ZM179 158V159H178ZM231 158V159H230ZM235 158V159H234ZM247 158V159H246ZM19 159V160H18ZM37 159V160H36ZM114 159V160H113ZM165 159V160H164ZM230 159V160H229ZM233 159V160H232ZM237 159V160H236ZM17 160V161H16ZM111 160V161H110ZM179 160V161H177ZM229 160V161H227ZM232 160V161H231ZM22 161V162H21ZM163 161V162H161ZM165 161V162H164ZM224 161V162H223ZM238 161V162H237ZM244 161V162H243ZM252 161V162H251ZM2 162V163H1ZM18 162V163H17ZM21 162V163H20ZM40 162V163H39ZM183 162V166L181 165V163ZM250 162V163H249ZM20 163V164H19ZM105 163V164H104ZM155 163V164H154ZM157 163V164H156ZM164 163V165H163ZM185 163H187L185 165ZM199 163V162H198ZM220 163V164H219ZM239 163V164H238ZM243 163V164H242ZM19 164V165H18ZM97 164V165H96ZM99 164V165H98ZM111 164V165H110ZM152 164V165H151ZM160 164V165H159ZM170 164V165H169ZM178 164H180L178 166ZM189 164V165H188ZM235 164V165H234ZM247 164H251L248 165ZM9 165V166H8ZM16 165V166H15ZM40 165V166H39ZM108 165V166H107ZM113 165V166H112ZM157 165V166H156ZM162 165V167H160ZM167 165V166H166ZM175 165V166H174ZM197 165H202L201 163L197 164ZM228 165V166H227ZM230 165V166H229ZM233 165V166H232ZM246 165V166H245ZM8 166V167H7ZM21 166V167H20ZM104 166V167H102ZM156 168H155V167ZM172 166H174V168H172ZM198 166V167H199ZM220 166V167H219ZM224 166V167H223ZM241 166V167H240ZM243 166V167H242ZM7 167V168H6ZM74 167V168H73ZM112 167V168H111ZM114 167V168H113ZM154 167L155 168V173H154ZM164 167V168H163ZM178 167V168H177ZM203 167V165H202ZM218 167V168H217ZM229 167V168H228ZM15 168V169H14ZM23 168V167H22ZM105 168H110L107 169V171L104 173ZM149 168V169H148ZM181 168V170H180ZM221 168V169H220ZM223 168V169H222ZM228 171H227V169ZM239 168V169H238ZM4 169V170H3ZM8 170V174H3L6 173ZM41 169V170H40ZM76 169V172H75ZM78 169V170H77ZM160 169V171H158ZM243 169V172H242ZM246 169V171H245ZM3 170V171H2ZM15 170V171H16ZM76 173H73V171ZM82 173H81V171ZM98 170V171H97ZM113 170V171H112ZM153 170V171H152ZM163 170V171H162ZM178 170V171H176ZM225 172H224V171ZM231 170V171H229ZM236 172H235V171ZM5 171V172H4ZM36 171V172H35ZM78 171V172H77ZM109 171V172H108ZM152 171V172H151ZM213 171V170H212ZM219 171V172H217ZM227 171V172H226ZM11 174H10V173ZM65 172V173H64ZM80 172V173H79ZM86 172V173H85ZM101 172V174H100ZM109 174H108V173ZM146 172V173H145ZM160 172V173H159ZM164 172V173H163ZM167 172V173H166ZM169 172V173H168ZM178 172H180V174H178ZM71 173V175H70ZM79 173V174H78ZM89 173V174H88ZM176 173V174H174ZM183 173V174H182ZM215 175H214V174ZM222 173V174H221ZM234 173V174H233ZM3 174V175H2ZM19 174V173H18ZM68 174V175H67ZM84 176H82V175ZM86 174L87 177L91 176L93 178V180H91L92 178L88 177L86 178ZM94 174V175H93ZM99 174V175H98ZM105 174V175H103ZM108 174V175H107ZM143 174V175H142ZM151 174V175H150ZM153 174V175H152ZM156 174V175H155ZM160 174V175H159ZM175 176V182H169L168 179L171 178L172 176ZM182 174V175H181ZM221 174V175H220ZM66 175V176H64ZM75 178H73L74 176ZM80 175V176H79ZM95 177H93V176ZM142 175V176H141ZM145 175V176H144ZM149 175V176H148ZM170 175V176H169ZM179 175V176H178ZM181 175V177H180ZM220 175V176H219ZM246 175V177H245ZM248 175V176H247ZM6 176V177H5ZM37 176V177H36ZM63 176V177H62ZM70 176V177H69ZM79 176V180L77 179ZM107 176V177H106ZM146 176L149 177V179L151 180L150 182L148 177L147 179ZM153 178H151V177ZM169 176V177H168ZM217 176V177H216ZM251 176V178H250ZM77 177V178H76ZM80 177H82L83 179H81ZM143 177V178H142ZM177 177L179 179H177ZM185 177V178H184ZM245 177V178H244ZM6 178V180H5ZM11 178V177H8ZM62 178V179H60ZM71 179L72 181H67L66 179ZM90 178V179H89ZM141 178V179H139ZM155 178V179H154ZM165 178V179H164ZM214 178V179H213ZM248 178V179H247ZM2 179L4 180V182H2ZM75 179V180H73ZM159 179V180H158ZM35 180V181H34ZM84 180V181H83ZM88 180V181H86ZM96 180H98L96 182ZM156 180V181H154ZM163 180V181H162ZM166 180V181H165ZM183 180V181H182ZM213 180V181H212ZM222 180V181H221ZM231 180V181H230ZM65 181V182H64ZM68 183H67V182ZM79 181V182H76ZM83 181V182H82ZM142 181H145L142 183ZM179 181V182H178ZM224 181V182H223ZM1 182L3 184H1ZM72 182V183H71ZM93 182V184H92ZM141 182V183H140ZM154 182V183H153ZM167 182V183H166ZM239 182V183H240ZM7 183V184H6ZM63 183L65 185H63ZM71 183V184H69ZM81 183V184H80ZM84 183V184H83ZM90 183V184H88ZM96 183H100L97 184ZM133 183V184H132ZM138 184V188H143L141 190H139L135 184ZM152 183V184H151ZM163 183V184H162ZM173 183L175 185H173ZM179 183V184H178ZM218 183V184H217ZM28 184H31L30 186ZM33 184V185H32ZM86 184V185H85ZM102 184V186H101ZM139 184H141L139 186ZM163 186H162V185ZM167 184V186H166ZM20 185V186H19ZM24 185V186H23ZM68 185V186H67ZM85 185V188L83 186ZM99 185V186H98ZM132 185V186H131ZM147 185V186H146ZM151 185V188H150ZM153 185V186H152ZM162 187H161V186ZM174 187H173V186ZM180 185V186H179ZM70 186V187H69ZM72 186V187H71ZM77 188H75V187ZM97 186V187H96ZM131 186V187H129ZM156 186V187H154ZM22 187V188H21ZM67 187V188H66ZM88 187V188H87ZM102 187V189H101ZM165 187L167 189H165ZM12 188V189H11ZM46 188V189H45ZM66 188V189H65ZM69 188V189H68ZM79 188V189H78ZM96 188V189H95ZM131 188V189H130ZM153 188V189H152ZM171 188V190H170ZM63 189V190H61ZM76 189V190H75ZM81 189V190H80ZM89 189V190H88ZM101 189V191L99 190ZM104 189V190H103ZM149 189V191H148ZM163 189V190H161ZM169 189V190H168ZM176 189V190H175ZM68 190V191H67ZM94 190V191H93ZM98 190V191H97ZM135 190V191H134ZM146 190V191H144ZM152 190V191H151ZM160 193H159V191ZM167 190V191H165ZM76 191H78L76 193ZM81 191L83 193H81ZM93 193H92V192ZM103 191V192H102ZM137 191V192H136ZM138 191L140 193H138ZM142 191V192H141ZM162 191V192H161ZM166 193H165V192ZM66 192V193H65ZM90 192V193H89ZM98 192V193H97ZM135 192V193H134ZM144 192V193H143ZM156 192V193H155ZM36 193V194H35ZM63 193V194H62ZM74 193V194H73ZM86 193V194H85ZM89 193V195L87 194ZM138 193V194H137ZM150 195H149V194ZM153 193V194H151ZM62 196H61V195ZM93 194V196H91ZM95 194V196H94ZM97 194V195H96ZM99 194L101 197H99ZM157 194V195H156ZM158 194H162L163 196H158ZM167 194V195H166ZM42 195V196H40ZM60 195V196H57ZM68 195V196H67ZM76 195V196H75ZM79 195V196H78ZM88 195V197L86 196ZM141 195V196H140ZM146 195V196H145ZM148 195V196H147ZM64 196V198H62ZM140 196V197H139ZM157 196V197H156ZM43 197V198H42ZM46 197V198H45ZM68 197V198H67ZM76 197V198H75ZM93 197V198H92ZM97 197V198H96ZM123 197V198H122ZM154 197V199L157 200V202L152 199ZM156 197V198H155ZM42 198V199H41ZM59 198V199H57ZM120 198V199H119ZM122 198V199H121ZM126 198V199H124ZM149 198V199H147ZM166 198V199H165ZM171 198V200H170ZM3 199V200H2ZM7 199V200H6ZM40 199V200H39ZM64 199V200H63ZM73 199V200H72ZM119 199V200H117ZM130 199V200H127ZM143 199V200H142ZM169 199V200H168ZM5 200V202H4ZM39 203H36L35 202ZM38 200V201H37ZM71 202H69V201ZM111 200V201H110ZM117 200V201H116ZM125 200V201H122ZM142 200V201H141ZM150 200V201H149ZM3 201V202H1ZM33 201V202H32ZM57 201V202H56ZM63 204H61V202ZM102 201V202H101ZM109 201V202H108ZM115 201V202H114ZM128 201V202H127ZM149 201V202H148ZM162 201V203H161ZM168 201V202H167ZM108 202V204H107ZM119 203V207L120 208H126L127 206L130 208V210H133L135 212H144L145 213H152L151 211L153 210V213H159L162 216H165L169 213V219L168 217H163L161 218V220H148L146 219L148 222L150 221V223H148L146 220L145 222L141 223L139 226H136L133 228V224L131 222H126V223H122V224H114L113 228L115 229H107V224H105L104 218L107 216V213L110 211V208L112 206H114L115 204ZM142 202V203H141ZM151 202V203H150ZM153 202V203H152ZM164 202V203H163ZM32 203H35L34 206ZM60 203V204H59ZM127 203V205H126ZM132 203V204H131ZM146 205H145V204ZM155 203V204H154ZM40 204V205H38ZM104 204V205H103ZM114 204V205H113ZM157 204V205H156ZM166 204V205H165ZM30 205V206H29ZM108 207H106V206ZM115 205V206H118ZM145 207L147 208H144ZM159 205V206H158ZM34 206V207H33ZM122 206V207H121ZM29 207V208H26ZM37 207V208H35ZM55 207V208H54ZM110 207V208H109ZM127 207V209L129 210V208ZM6 208L7 210L3 209ZM41 210H40V209ZM53 208V209H51ZM152 210H151V209ZM159 208V209H157ZM27 209V210H26ZM109 209V210H108ZM135 209V210H134ZM144 209V210H143ZM168 209V210H167ZM25 210V211H24ZM32 212H31V211ZM39 210V211H38ZM51 210L53 211L51 212ZM108 212H106V211ZM138 210V211H137ZM148 210V211H147ZM151 210V211H150ZM157 210V211H155ZM171 211L169 213H167V211ZM24 211V214H23ZM50 211V212H49ZM69 211V212H68ZM176 211V212H175ZM25 212H30L31 215H35L34 217H32V221L31 222V218L29 216H24ZM45 212V213H44ZM106 212V213H105ZM178 212V214H177ZM35 213V214H33ZM47 213L54 215L56 217H66V216H73L71 217V219H73L74 221L77 222V224L79 225V229L76 231H71L70 232V236H67V234H69V232H63V231H58L56 228L55 229H51L50 226L48 227H43L46 226L42 225V223L40 222V219L42 220L43 218L46 217ZM69 213V214H68ZM71 213V214H70ZM67 214V215H66ZM165 214V215H164ZM175 214V215H174ZM40 215V216H39ZM104 216V217H103ZM179 216V218H178ZM6 217V218H5ZM25 217V218H24ZM37 217V218H36ZM43 217V218H42ZM75 217V218H74ZM77 217V218H76ZM84 218L83 220L80 219L78 220V218ZM101 217V218H100ZM103 217V219H102ZM263 219H259L262 218ZM2 218V219H1ZM5 220H4V219ZM29 218V219H28ZM166 218V220H165ZM259 218L257 220H261L264 221V212L259 216ZM26 219V221H22V220ZM27 219L28 222L31 223V225H29L30 223H27ZM35 219H39L38 221ZM153 219V217H152ZM179 219V220H178ZM164 220V221H163ZM2 221V222H1ZM102 221V222H99ZM161 221V222H159ZM34 222V223H33ZM37 222V223H36ZM82 224H81V223ZM147 222V223H146ZM152 222V223H151ZM165 222V223H164ZM167 222V223H166ZM178 222V223H177ZM183 222V223H180ZM25 223V224H24ZM27 223V224H26ZM98 223H102L101 227L100 224ZM146 223V225L144 224ZM154 223H158V225L154 224ZM160 223V225H159ZM7 226L5 227L4 226ZM10 224V225H9ZM34 226H33V225ZM105 224V225H104ZM119 228H118V225ZM126 224V225H125ZM132 224V225H131ZM143 224V225H142ZM150 224V226H149ZM180 226H178V225ZM2 225V226H1ZM13 225V226H12ZM36 225V226H35ZM42 225V227H41ZM83 225V226H82ZM124 225V226H123ZM130 225V226H129ZM144 225L148 228H145ZM153 225V226H152ZM155 225V226H154ZM165 225V226H163ZM170 225V226H169ZM18 226V227H17ZM88 226V228H87ZM105 226V227H104ZM109 226V225H108ZM112 227V225H110ZM109 226V227H110ZM121 226V227H120ZM123 226V227H122ZM128 226V227H126ZM132 226V227H131ZM152 226V227H151ZM157 226V227H156ZM158 226L159 229H158ZM185 226V227H183ZM9 227V228H8ZM38 227V228H37ZM82 227V228H81ZM97 227V228H96ZM108 227V228H109ZM117 227V229H116ZM138 227H141L138 229ZM156 227L157 229H154ZM15 228V229H14ZM40 228V229H39ZM48 228V229H46ZM52 230L50 231L49 230ZM100 228V229H99ZM182 228V229H181ZM21 229V230H18ZM34 229V230H33ZM103 229V230H102ZM124 229V230H123ZM130 229L132 230L130 232ZM146 229H149L151 231V234H149V230L144 231ZM249 231L250 229V234L247 230ZM25 230V231H24ZM55 230H57L58 232H56ZM82 230V231H80ZM87 230V231H86ZM90 230V231H89ZM101 230V231H100ZM110 230V231H109ZM142 230V231H141ZM183 230V231H181ZM187 231V233H189V236L185 231ZM16 231V232H15ZM80 231V232H79ZM84 231V232H83ZM113 231V232H112ZM123 231V232H122ZM130 232V233H127ZM137 231V232H134ZM181 231V232H180ZM251 225L248 228H245L241 231H239L238 233V237H242L245 236V241L246 242H253L254 238L256 237L255 235H257V233H263V231H252ZM4 232V233H3ZM14 234H13V233ZM50 232V233H49ZM79 232V233H78ZM82 232V233H81ZM140 232H143L142 234H140ZM154 235H153V233ZM5 235H3V234ZM11 233V234H10ZM17 233V235H15ZM39 233V234H38ZM57 233H60L57 235ZM62 233V234H61ZM87 233V234H85ZM105 233V234H104ZM133 233V234H132ZM148 233V235L146 234ZM193 233V234H192ZM2 234V235H1ZM52 234V235H51ZM64 234V235H63ZM77 234H80L79 236H77ZM99 234V235H98ZM104 234V235H103ZM140 234V235H139ZM184 234V235H183ZM246 234V235H245ZM249 234V235H248ZM27 237H25V236ZM65 235L67 237L65 238ZM72 235V236H71ZM92 235V236H91ZM131 235V236H130ZM134 235V236H133ZM136 235V237H135ZM150 235V236H149ZM181 235V236H180ZM193 235V236H192ZM195 235V236H194ZM249 237H248V236ZM5 238H4V237ZM9 236V238H8ZM23 236V237H22ZM37 236V237H36ZM39 236V237H38ZM55 236V237H54ZM59 236V237H58ZM75 236V237H73ZM81 236V237H80ZM90 236V238H89ZM95 238H94V237ZM98 236V237H97ZM130 236V237H129ZM137 236L139 238H137ZM141 236V237H140ZM149 236V237H148ZM188 236V237H187ZM33 237V238H32ZM43 237V238H41ZM70 237V238H68ZM87 237V238H86ZM100 237V238H99ZM144 237V238H143ZM148 237V241L147 238ZM152 241L151 240V238ZM173 237H175V240H178V237H180L179 241H176L173 239ZM187 239L189 238V241L186 242L187 244H184L185 241L187 240H182L183 238ZM254 237V238H252ZM3 238V239H2ZM14 238V239H13ZM27 238V240H26ZM28 238H32L28 239ZM36 238V239H35ZM38 238V239H37ZM62 238V239H61ZM65 238V240H64ZM84 238V239H83ZM136 238V240H134ZM174 240H172V239ZM191 238V239H190ZM192 238H196L194 241H191ZM9 239V240H8ZM13 239V240H12ZM21 241H20V240ZM23 239V240H22ZM41 239V240H40ZM43 239V240H42ZM72 239V240H71ZM96 239V242H95ZM100 239V240H98ZM124 239L126 242H124ZM129 239V240H126ZM143 239L145 240L144 242ZM252 239V240H251ZM11 240V241H10ZM17 240V241H15ZM36 240V241H35ZM44 240H45V244H44ZM56 240V241H55ZM62 240V241H61ZM94 240V241H92ZM132 240V242H131ZM171 240V241H170ZM203 240V241H202ZM6 241V242H5ZM10 241V242H9ZM20 241V242H18ZM29 241V242H28ZM60 241V242H59ZM66 241V242H64ZM73 241V242H70ZM87 241H92V242H87ZM101 242V244L99 242ZM130 241V242H128ZM135 241V242H134ZM200 241V242H198ZM3 242V243H1ZM58 242V243H57ZM64 242V243H62ZM95 242V243H94ZM114 242V243H113ZM134 242V243H133ZM141 242L143 244H141ZM148 242V243H146ZM150 242V243H149ZM154 244H152V243ZM171 242V243H170ZM181 242V243H180ZM197 242V243H196ZM249 242V243H250ZM251 242L252 246L254 245ZM263 242V241H261ZM260 243V245H262V243ZM7 243V244H4ZM11 243V245H9ZM42 243V244H41ZM72 243V244H70ZM118 243V244H117ZM132 247H131V244ZM142 245V246H140ZM147 245H146V244ZM194 245H193V244ZM209 243V244H208ZM2 244V245H1ZM21 244V245H20ZM25 244V245H24ZM29 244V245H28ZM64 244V245H62ZM100 244V245H99ZM124 244V245H123ZM138 244V245H137ZM150 244V245H149ZM153 246H152V245ZM156 244V245H155ZM171 244V245H170ZM189 244H191V246H187ZM204 244V245H203ZM206 244V245H205ZM9 245V247H8ZM18 245V246H17ZM24 245V246H23ZM27 245V246H26ZM31 245V246H30ZM44 245V247H42ZM59 245H62L61 248L59 247ZM68 245V248H67ZM94 245V246H91ZM110 245V246H109ZM120 245V246H119ZM134 245V246H133ZM137 245V246H136ZM149 245V246H148ZM171 247H170V246ZM186 245V250L185 247ZM201 245V246H199ZM7 246V247H6ZM11 246V247H10ZM33 248L31 249L30 247ZM70 246V248H69ZM96 246V247H95ZM100 246V247H99ZM105 246V247H104ZM118 249H116L117 247ZM145 246V248H144ZM150 248H148V247ZM194 246V247H193ZM3 247V248H2ZM26 247V249H25ZM64 247V248H63ZM99 247V248H98ZM103 247V248H101ZM121 247V248H120ZM127 247L128 249L132 250L133 253L128 250L127 248L123 251V249ZM131 247V248H129ZM135 247V248H134ZM138 247V248H136ZM153 247V248H152ZM189 249H188V248ZM193 247V248H192ZM197 247V248H195ZM201 247V248H200ZM209 247V248H208ZM7 248V249H6ZM14 248V251H10L9 250ZM15 248L17 250H15ZM29 248V249H28ZM40 248V249H39ZM60 248V249H59ZM141 248V249H140ZM143 248V249H142ZM206 250H205V249ZM6 249V250H5ZM18 249H22V251H18ZM28 249V250H27ZM36 249V250H35ZM39 252H38V250ZM62 249V250H61ZM105 249V250H103ZM111 249V250H110ZM135 251H134V250ZM154 249V250H153ZM174 249V251H173ZM179 249H182L181 251ZM197 249V251L195 250ZM210 251H209V250ZM33 250V252H32ZM41 250V251H40ZM43 250V251H42ZM58 250V252H57ZM121 250V251H120ZM172 250V251H171ZM178 253H176L175 252ZM208 250V253H207ZM4 251V252H3ZM10 251V252H8ZM35 251V252H34ZM67 251V252H66ZM73 253H72V252ZM78 251V252H77ZM107 251V252H106ZM118 251V252H117ZM129 251H130V256H129ZM137 251V252H136ZM167 251V252H166ZM179 251V252H178ZM183 251V253H182ZM196 251V255L195 252ZM204 251L206 252L205 255ZM212 251V252H211ZM215 251V252H213ZM7 252V253H6ZM12 252V253H11ZM19 252V255L17 254ZM26 255H30L29 257L26 256L27 258H25V253ZM43 252V253H42ZM62 252V253H61ZM116 252V253H115ZM176 254L175 256L177 258H175V256H173V254ZM191 252V253H190ZM201 253L202 257L200 255ZM3 253H5L3 255ZM9 253V254H8ZM14 253V254H13ZM30 253V254H29ZM35 253V254H34ZM41 253V254H40ZM78 253V254H77ZM115 253V254H114ZM133 255H132V254ZM167 253V254H166ZM193 253V254H192ZM198 253V256H197ZM210 253V254H209ZM7 254L9 257H7ZM11 254V255H10ZM39 254V255H38ZM56 254V256H54ZM58 254V255H57ZM61 254V255H60ZM65 254V255H64ZM77 254V255H76ZM117 254V255H116ZM128 254V255H127ZM159 254V255H158ZM165 254V255H164ZM192 254V255H191ZM218 254V253H217ZM220 254V253H219ZM6 255V256H5ZM21 258L18 259L17 258ZM38 255V256H35ZM85 258H84V256ZM114 255V257L112 256ZM115 255L117 257H115ZM123 257L122 255H124V259H121V257L119 258L118 256ZM127 255V256H125ZM158 257H156V256ZM171 255V256H170ZM183 255V256H182ZM194 255V257H193ZM211 255V256H210ZM237 255V256H236ZM11 256V258H10ZM54 256V257H53ZM83 256V257H82ZM162 256V258H161ZM169 257V258H165V257ZM186 256V257H185ZM192 256V257H191ZM204 256V257H203ZM208 256V258H207ZM215 256V257H214ZM223 256V255H221ZM15 259H14V258ZM32 257V258H31ZM59 257V258H58ZM62 257V258H61ZM71 257V258H70ZM87 257V258H86ZM90 257V258H89ZM160 257V258H159ZM186 258V260L181 259ZM189 257V258H188ZM191 257V258H190ZM235 257V258H234ZM238 257V258H237ZM8 258V259H7ZM10 258V260H9ZM34 258V259H33ZM37 258V259H36ZM57 258V259H56ZM81 259V261L79 260ZM98 258V259H97ZM129 258H131L132 260H128ZM179 258V259H178ZM195 258V259H194ZM214 258V259H213ZM218 258V259H217ZM222 258V259H221ZM6 261H5V260ZM12 259V260H11ZM27 259V262L26 260ZM30 259V260H29ZM55 259V260H54ZM59 259V261H57ZM70 259V260H69ZM77 260L73 261V260ZM83 259V260H82ZM93 259V260H92ZM142 259V260H141ZM158 259V260H155ZM164 259V260H163ZM167 259V260H166ZM170 259V260H168ZM175 259V260H174ZM177 259V260H176ZM180 259L182 260L180 262ZM202 259V260H201ZM210 259V260H207ZM213 259V261H212ZM237 259V260H236ZM9 260V261H8ZM19 260V261H18ZM40 260V261H39ZM53 262H52V261ZM89 260V261H88ZM116 260V261H115ZM123 260V261H122ZM140 260V262H139ZM163 260V261H162ZM173 260V261H172ZM192 260V261H190ZM218 260V261H217ZM227 262H226V261ZM230 260V261H229ZM233 260V261H232ZM17 261V262H16ZM25 261V262H24ZM38 261V262H37ZM62 261V262H61ZM64 261V262H63ZM122 261V262H121ZM125 261L127 263H125ZM129 261V262H128ZM133 261V262H132ZM146 261V262H145ZM167 261V262H165ZM170 261V262H168ZM178 261V262H177ZM190 261V262H189ZM198 261V262H197ZM205 261V262H204ZM211 261V262H210ZM216 261V262H215ZM224 261V262H223ZM12 262V263H11ZM40 262V263H39ZM96 262V263H95ZM136 262V263H135ZM162 262V263H161ZM165 262V263H164ZM184 262V263H183ZM186 262V263H185ZM232 262V263H231ZM151 264V263H149ZM257 264V263H256Z\"/></svg>",
    "mask_w": 264,
    "mask_h": 264
},
{
    "label": "bare ground",
    "instance_id": "bare-ground-1",
    "mask_svg": "<svg viewBox=\"0 0 264 264\" xmlns=\"http://www.w3.org/2000/svg\"><path fill=\"white\" fill-rule=\"evenodd\" d=\"M6 1V0H5ZM17 0H9V2H13V4L16 2ZM22 1V0H21ZM20 1V2H21ZM33 1H36V0H32V2ZM42 2H41V6H40V8H44L43 10L45 11V13H46V17L48 16V18H50V17H52V16H54V13L56 12V13H58L59 15H58V17H59V19H55V21L52 23V24H50L51 26V28L50 29H53V36H54V42H53V45L55 46V48L57 47V50H58V54H57V58L58 59H60L61 61L63 60V58H64V60H65V58H68V62L66 63V64H63V70H65L64 71V73L65 72H70L69 70L72 68L71 67V65L72 64H74L75 66L76 65H78L79 63H81L80 61L82 60V57L83 58H85L84 57V55L81 53V51H79V49L80 48H78V50L76 49V50H74L73 51V45L75 46V42L73 43V39H71L70 37H69V28L66 26V23H68V26H70L69 25V22L71 21V20H69V22H68V19H75L76 20V26L80 23H83V24H85L87 21H86V19H87V17L92 13V11L93 10H95V9H93L92 7H88V6H86V7H83L81 10H78V8H80L79 6H80V2H81V0H74L73 2H69L68 0H41ZM86 1V0H85ZM90 1V0H89ZM91 1H93V0H91ZM97 1V0H96ZM125 1V0H124ZM123 1V2H124ZM129 1V3H130V1L131 0H128ZM137 1V0H136ZM145 0H142V3L144 2ZM146 1H148V0H146ZM145 1V2H146ZM150 1V0H149ZM152 1V4H153V0H151ZM156 1V0H155ZM166 1V0H165ZM168 1V0H167ZM212 1V0H211ZM217 1V0H216ZM241 1V0H240ZM243 1V0H242ZM262 0H260V2H261ZM8 2V1H7ZM26 2V1H25ZM29 2V1H28ZM32 2H29V4L31 3L32 4ZM37 2H39V1H36V3ZM83 2V1H82ZM87 2V1H86ZM99 2H101V1H99ZM104 2V1H103ZM127 2V1H126ZM137 2H139V1H137ZM141 2V1H140ZM144 2V3H145ZM213 2V1H212ZM218 2V1H217ZM227 2V1H226ZM230 2V1H229ZM232 2H234V0H232ZM236 2V1H235ZM2 3H3V1H2ZM6 3V2H5ZM10 3V4H11ZM17 3V2H16ZM22 3V2H21ZM40 3V2H39ZM38 3V4H39ZM50 3V5H48ZM88 3V2H87ZM96 3V2H95ZM107 3V2H106ZM121 3H122V1H121ZM121 3H117V5L118 4H121ZM128 3V2H127ZM126 3V4H127ZM133 3L134 4H136L135 3V1L133 0ZM133 3H132V5H133ZM142 3H140V4H142ZM143 3V4H144ZM216 3V2H215ZM214 3V4H215ZM225 3V2H224ZM228 3V2H227ZM239 3V2H238ZM252 3V2H251ZM254 3V2H253ZM264 3V2H263ZM9 4V3H8ZM24 4V3H23ZM26 4V3H25ZM33 4H34V2H33ZM90 4H91V2H90ZM99 4V3H98ZM97 4V5H98ZM105 4V3H104ZM140 4L138 5V6H140ZM147 4H148V2H147ZM149 4L151 5V2H149ZM165 4H166V2H165ZM164 4V5H165ZM218 4V3H217ZM229 4H231V3H229ZM234 4V3H233ZM233 4H231V5H233ZM237 4V3H236ZM239 4H241V2L239 3ZM238 4V5H239ZM244 3H242V5H243ZM257 4V3H256ZM260 4V3H259ZM1 5V4H0ZM3 5V4H2ZM83 5V4H82ZM84 5H85V3H84ZM87 5H89V4H87ZM92 5V4H91ZM116 5V6H117ZM128 5V4H127ZM126 5V6H127ZM163 5V6H164ZM168 5V4H167ZM227 5V4H226ZM226 5H225V7H226ZM235 5V4H234ZM249 5H251V4H249ZM261 5V4H260ZM263 5V4H262ZM5 6V5H4ZM11 6V5H10ZM13 6V5H12ZM19 6V5H18ZM34 6V5H33ZM95 6V5H94ZM93 6V7H94ZM100 6V5H99ZM98 6V7H99ZM125 6V7H126ZM130 6V8H131V5H129ZM135 6V5H134ZM133 6V7H134ZM147 6V5H146ZM171 6V5H170ZM169 6V7H170ZM215 6V5H214ZM219 6V5H218ZM248 6V5H247ZM255 5H253V7H254ZM259 6V5H258ZM2 7V6H1ZM8 7H9V5H8ZM16 7V6H15ZM14 7V8H15ZM37 7V6H36ZM96 7V6H95ZM94 7V8H95ZM109 7V6H108ZM118 7V6H117ZM116 7V8H117ZM123 7V6H122ZM121 7V8H122ZM151 7V6H150ZM150 7H148V8H150ZM164 7H166V6H164ZM216 7V6H215ZM224 7V6H223ZM230 7V6H229ZM261 7V6H260ZM260 7H258V8H260ZM263 7V6H262ZM261 7V8H262ZM4 8V7H3ZM11 8V7H10ZM110 8V7H109ZM109 8L107 9V10H109ZM121 8H119V9H121ZM136 8V7H135ZM144 8V7H143ZM143 8L141 7L140 9H142L143 10ZM152 8H153V6H152ZM151 8V9H152ZM220 8H222V7H220ZM231 8V7H230ZM236 8V7H235ZM257 8V9H258ZM7 9V8H6ZM112 9V8H111ZM110 9V10H111ZM123 9V12L121 13V11H120V13L118 12V14L117 15H115L114 14V17L116 18L115 20H116V23H119V22H121V21H123V23L121 24V26L122 27H124L125 26V22H127L126 21V17L128 16V12L127 11H125V9L124 8H122ZM138 9V8H137ZM155 9V8H154ZM157 9V8H156ZM225 9H228V7L227 8H225ZM238 9H239V7L237 8V11H238ZM255 9V8H254ZM1 10H2V8H1ZM5 10V9H4ZM102 10V9H101ZM105 10V9H104ZM104 10H102V11H104ZM107 10H105V11H107ZM109 10V11H110ZM118 10V9H117ZM127 10H129L128 9V6H127ZM131 10V9H130ZM133 11H134V9H132ZM141 10V11H142ZM146 10V9H145ZM150 9H148V11H149ZM153 10V9H152ZM160 10V9H159ZM213 10H214V8H213ZM221 10V9H220ZM230 10V9H229ZM245 10V9H244ZM243 10V11H244ZM247 10V9H246ZM249 10V9H248ZM247 10V11H248ZM253 9H251L250 10V12L252 11ZM3 11V10H2ZM32 11V10H31ZM30 11V13H31V15H32V12ZM112 11H113V9H112ZM111 11V12H112ZM116 11V10H115ZM132 11V13H131V18H132V20L133 21H135L134 20V18H135V16H136V11L135 12H133ZM139 11V10H138ZM140 11V12H141ZM147 11V10H146ZM156 11V10H155ZM155 11H150L151 13H153V12H155ZM225 11H227V10H225ZM232 11H234L233 10V8H232ZM231 11V12H232ZM242 11V10H241ZM1 12V11H0ZM42 12V11H41ZM131 12V11H130ZM139 12V13H140ZM143 12L144 11H142V14H143ZM149 12V13H150ZM217 12L218 11H216V14H217ZM221 12V11H220ZM224 12V11H223ZM249 12V13H250ZM255 12V10L254 11H252V13H254ZM262 12V11H261ZM93 13H95V12H93ZM92 13V14H93ZM97 13V12H96ZM103 13V12H102ZM116 13V12H115ZM139 13H137V14H139ZM146 13V12H145ZM157 13V12H156ZM225 13V12H224ZM246 13V12H245ZM249 13H247V14H249ZM251 13V14H252ZM257 13V12H256ZM34 14V13H33ZM101 15V13L99 12L96 16H98V15ZM215 14V13H214ZM234 14V13H233ZM242 14V13H241ZM260 14V13H259ZM264 14V13H263ZM39 15V14H38ZM37 15V16H38ZM41 15V14H40ZM39 15V16H40ZM56 15V14H55ZM106 15H108V14H106ZM147 15V14H146ZM150 15V14H149ZM149 15H147V16H149ZM154 15V14H153ZM225 15V14H224ZM224 15H223V17H224ZM228 15H230V14H228ZM236 15H238L237 13H236ZM244 14H242V16H243ZM29 16V15H28ZM42 16H43V14H42ZM57 16V15H56ZM102 16V15H101ZM101 16H100V18H101ZM126 16V17H125ZM133 16V17H132ZM151 16V15H150ZM149 16V17H150ZM215 16V15H214ZM217 16H218V14H217ZM217 16H215L216 18H217ZM231 16H233V15H231ZM249 16V15H248ZM254 16V15H253ZM255 16H257V15H255ZM31 17V16H30ZM46 17H43V19H45ZM92 17V16H91ZM99 17V16H98ZM97 17V18H98ZM143 17V16H142ZM228 16L226 15V17L225 18H227ZM240 17H241V15H240ZM245 17H246V14H245ZM260 17H262V16H260ZM37 19L38 17H34V19ZM40 18V17H39ZM57 18V17H56ZM96 18V17H95ZM140 18V17H139ZM147 18V17H146ZM216 18H215V20H216ZM235 18H237V16L235 17ZM242 18V17H241ZM240 18V19H241ZM243 18H244V16H243ZM248 18V17H247ZM33 19V20H34ZM51 19V18H50ZM91 19V18H90ZM130 19V18H129ZM128 18H127V20H129ZM142 19V18H141ZM141 19H139L140 21H141ZM218 19V18H217ZM221 19H222V16H221ZM221 19H218V20H220V21H218V22H221ZM224 19V18H223ZM229 19V18H228ZM256 19L257 20H259L257 17H256ZM30 20V19H29ZM32 20V19H31ZM45 20H47V18L45 19ZM74 20V21H75ZM88 20V19H87ZM92 20L95 22V20H94V18H92ZM107 20V16L106 17H104V18H101V19H99L98 21H97V24H96V26H95V28H100V27H106V21ZM108 20H111V17H109V19ZM131 19H130V22L128 23V24H130V23H132L133 21H132ZM150 20H151V17H150ZM231 20H233V19H231ZM242 20V19H241ZM250 20H251V17H250ZM249 20V21H250ZM255 20V19H254ZM254 20H253V22H254ZM256 20V21H257ZM263 20V19H262ZM51 21V20H50ZM73 21V20H72ZM73 21V22H74ZM86 21V22H85ZM138 21V20H137ZM148 21V20H147ZM147 21H146V23H147ZM249 21H247V22H249ZM34 22V21H33ZM38 21H36V23H37ZM43 22V21H42ZM45 22H47V21H45ZM48 22H49V20H48ZM47 22V23H48ZM72 22V23H73ZM85 22V23H84ZM88 22H90V21H88ZM108 22V21H107ZM144 22V21H143ZM150 22V21H149ZM217 22V23H218ZM230 22V21H229ZM233 22H234V20H233ZM247 22H246V24H247ZM258 22H260V21H258ZM258 22H257V27H258ZM44 23V22H43ZM43 23H41L42 25H43ZM49 23H51V22H49ZM91 23V22H90ZM109 23H110V21H109ZM135 23H137V22H135ZM141 23H142V21H141ZM221 23H223V22H221ZM254 23H256V22H254ZM34 24V23H33ZM32 24V25H33ZM71 24V23H70ZM75 24V23H74ZM139 23H137V26H139L138 25ZM143 24V23H142ZM150 24V23H149ZM240 24H241V22H240ZM245 24V23H244ZM259 24H261V23H259ZM263 24V23H262ZM35 25V24H34ZM33 25V26H34ZM45 25V24H44ZM43 25V26H44ZM86 25H89L88 23L86 24ZM111 25H113V23L111 24ZM110 25V26H111ZM116 25V24H115ZM118 25V24H117ZM145 25V24H144ZM197 25V24H196ZM227 25V24H226ZM234 25H235V23H234ZM247 25H249V23L247 24ZM252 26H253V24H251ZM39 25H37L35 28H37ZM46 26V25H45ZM73 26V25H72ZM85 26V25H84ZM91 26H94V25H90V27ZM133 26H135L136 27V24L135 25H133ZM149 26V25H148ZM148 26H147V28H148ZM222 26H224V25H222ZM222 26H220L221 27V30H222ZM239 26V25H238ZM237 26V27H238ZM241 26H243V25H241ZM240 26V27H241ZM250 26V25H249ZM73 27H75V26H73ZM83 27V26H82ZM82 27H81V29H82ZM114 27V26H113ZM112 27V28H113ZM116 27V26H115ZM120 26H118V28H119ZM132 27V26H131ZM145 27V26H144ZM150 27V26H149ZM224 27H226V26H224ZM230 27V26H229ZM234 27V26H233ZM246 27V26H245ZM251 27V26H250ZM255 27V26H254ZM260 27V26H259ZM263 27V26H262ZM40 28V27H39ZM48 28V29H49ZM86 28V27H85ZM88 28H89V26H88ZM107 28H108V24H107ZM106 28V29H107ZM111 28V27H110ZM109 28V29H110ZM118 28H115V29H117L118 30ZM125 29L127 28V27H124ZM128 28H129V26H128ZM141 27H139V28H137V29H140ZM143 28V27H142ZM31 29H33V27L31 28ZM71 29V28H70ZM92 29H94V28H92ZM120 30H122L121 29V27L119 28ZM232 29V28H231ZM241 29H242V27H241ZM260 29V28H259ZM264 29V28H263ZM262 29V30H263ZM30 30V29H29ZM34 30V29H33ZM75 30V29H74ZM84 30H86V29H83V32H84ZM88 30V29H87ZM103 31H105L104 29H102ZM108 30V29H107ZM114 30V29H113ZM116 30V31H117ZM127 30V29H126ZM126 30H125V32H126ZM135 29H134V27H133V31H134ZM149 30V29H148ZM221 30H219V31H221ZM235 30V29H234ZM233 30V31H234ZM237 30V29H236ZM248 30H249V28H248ZM247 30V31H248ZM253 30V29H252ZM256 30V29H255ZM254 30V31H255ZM37 31V30H36ZM35 31V32H36ZM76 31H78V30H76ZM90 32H91V30H89ZM132 31V30H131ZM130 31V32H131ZM136 31V30H135ZM146 31V30H145ZM218 31V32H219ZM228 31V30H227ZM238 31H239V28H238ZM245 31V30H244ZM246 31V32H247ZM38 32H41V31H38ZM72 32H73V30H72ZM71 32V33H72ZM87 31H85V33H86ZM89 32V33H90ZM96 32V31H95ZM101 33H102V31H100ZM107 32L108 31H106L105 33H106V35H107V37L108 36H110L109 35V33L107 34ZM112 32V31H111ZM115 32V31H114ZM120 33L122 32V36L124 37V35H126L125 34V32H124V29L122 30V31H119ZM129 32V31H128ZM139 32H141V30H139ZM151 32V31H150ZM241 32V31H240ZM245 32V33H246ZM253 32V31H252ZM259 32V35L260 36H256V37H258V38H261V33H260V30L258 31ZM262 32V31H261ZM30 33V32H29ZM32 34H33V32H31ZM30 33V34H31ZM42 33V32H41ZM49 33V32H48ZM78 33V32H77ZM79 33H81L80 31H79ZM93 33V32H92ZM91 33V34H92ZM119 33V34H120ZM133 33H135V32H133ZM138 33V32H137ZM141 33H143V32H141ZM144 33H146V32H144ZM224 33H225V30H224ZM227 33V32H226ZM236 33V32H235ZM248 33V32H247ZM255 33H257V32H255ZM35 34V33H34ZM40 34V33H39ZM44 34V33H43ZM46 34V33H45ZM74 34V33H73ZM83 34V33H82ZM94 35H96L95 33H93ZM99 34V33H98ZM97 34V35H98ZM119 34H117L116 33V35H118L119 36ZM128 34V33H127ZM131 34H132V32H131ZM130 34V35H131ZM153 34H154V32H153ZM152 34V35H153ZM240 34V33H239ZM258 34V33H257ZM36 35H37V32H36ZM48 35H50V34H48ZM72 35V34H71ZM85 35V34H84ZM96 35V36H97ZM105 35V36H106ZM112 35H115V34H112ZM146 35V34H145ZM149 35H151V34H149L148 33V36ZM152 35H151V37H152ZM237 35H238V33H237ZM263 35H264V32H263ZM28 36V35H27ZM41 35H39V37H40ZM73 36V35H72ZM80 36H82V35H80ZM79 36V37H80ZM86 36V35H85ZM92 36V35H91ZM121 36V35H120ZM128 36V35H127ZM133 37H134V35H132ZM136 36L138 37V35L136 34ZM143 36V35H142ZM147 36V37H148ZM247 36H249L248 34L246 35V37ZM23 37V36H22ZM29 37H30V35H29ZM28 37V38H29ZM31 37H33V35L31 36ZM44 37V36H43ZM76 37V36H75ZM93 37V36H92ZM91 37V38H92ZM117 37V36H116ZM37 38V37H36ZM41 38H42V36H41ZM50 38H52L51 36H50ZM73 38V37H72ZM86 38V37H85ZM89 38H90V36H89ZM91 38H90V41H91ZM120 38H122V37H120ZM125 38V37H124ZM132 38V37H131ZM140 38V37H139ZM144 38V37H143ZM146 38V37H145ZM144 38V39H145ZM236 38H237V36H236ZM240 38V37H239ZM244 38V37H243ZM249 38V37H248ZM251 38V37H250ZM258 38H254L255 40H257ZM33 39V38H32ZM31 38H30V40H32ZM38 39V38H37ZM44 39H46V38H44ZM80 39V38H79ZM93 39V38H92ZM106 39V38H105ZM118 39V38H117ZM126 39H127V37H126ZM134 39V38H133ZM136 39V38H135ZM143 39V40H144ZM235 39V38H234ZM262 39V38H261ZM36 40V39H35ZM48 40V39H47ZM82 40L83 39H81V42H79V43H81L82 44ZM94 40H96V39H94ZM93 40V41H94ZM97 40H98V38H97ZM96 40V41H97ZM101 40H103V39H101ZM119 40V39H118ZM121 40H123V39H120V42H121V44H122V41ZM146 40H147V38H146ZM222 40V39H221ZM240 40V39H239ZM238 40V41H239ZM245 40V39H244ZM247 40V39H246ZM245 40V41H246ZM253 40V39H252ZM258 40H260V39H258ZM257 40V42L259 43V41ZM38 41H40V40H38ZM38 41L36 42V44H38ZM42 41V40H41ZM49 41V40H48ZM48 41H46V42H48ZM53 41V40H52ZM79 41V40H78ZM85 41V40H84ZM83 41V42H84ZM90 41H89V43H90ZM105 41V40H104ZM113 42H114V40H112ZM112 41H111V44H112ZM117 41V40H116ZM115 41V42H116ZM124 41H125V39H124ZM133 41V40H132ZM149 41H151L150 39L148 40V42ZM152 41H154V39H152ZM237 41V42H238ZM242 41V40H241ZM260 41H262V40H260ZM19 42H21V41H19ZM27 42H29V41H27ZM34 42V41H33ZM87 42V41H86ZM114 42V43H115ZM129 42V41H128ZM131 42V41H130ZM138 42V41H137ZM146 42V41H145ZM223 42V41H222ZM236 42V41H235ZM247 42V41H246ZM24 43H25V41H24ZM41 43V42H40ZM44 43V42H43ZM43 43H42V45H43ZM51 43V42H50ZM85 43V42H84ZM88 43V42H87ZM99 43V42H98ZM126 43V42H125ZM139 43V42H138ZM154 43H155V41H154ZM154 43H152V45L154 44ZM187 43H190V42H187ZM233 43V42H232ZM240 43V42H239ZM242 43V42H241ZM248 43H250V41H248ZM262 43V42H261ZM9 44H11L10 42H9ZM15 44V43H14ZM10 45L11 47L12 46H14V48L12 49L11 47V51H10V53H9V55H8V57L10 58V59H14L15 61H16V65L14 66L15 67V71H17L16 72V74H17V76L20 78L19 80H23V77H22V75H24L23 74V68H24V66H26L27 64H32V65H36L37 63H42L43 61H45V60H43V59H41V58H39L40 57V53L41 52H38V51H40V50H38V46L36 45V44H33L32 43V41H31V44H22V43H20V44H22V45H17V47H15V45ZM76 44H78V42L76 43ZM86 44V43H85ZM84 44V45H85ZM96 44V43H95ZM100 44V43H99ZM102 44V43H101ZM104 44V43H103ZM131 44V43H130ZM130 44H129V48L131 47L130 46ZM142 44H144V43H142ZM192 44V43H191ZM223 44H224V42H223ZM223 44H221V46L223 45ZM243 44V43H242ZM246 44V43H245ZM254 44V46H255V43H253ZM45 45H47V43L45 44ZM80 45V44H79ZM87 45V44H86ZM90 45V44H89ZM107 45V44H106ZM106 45H104V46H106ZM108 45H110V44H108ZM149 45H151V44H149ZM149 45H148V47H149ZM151 45V46H152ZM188 45V44H187ZM235 45H236V43H235ZM234 45V46H235ZM239 45V44H238ZM244 45V44H243ZM258 45V44H257ZM41 46V45H40ZM44 46V45H43ZM43 46H41V47H43ZM49 46V45H48ZM91 46H92V44H91ZM102 46V45H101ZM111 46V45H110ZM118 46V45H117ZM123 46H124V44H123ZM132 46H136L135 45V42H134V45H132ZM138 46V45H137ZM142 46V45H141ZM146 46V45H145ZM193 46V45H192ZM240 46V45H239ZM252 46V48L254 47L253 45H252V43H251V45H250V47ZM83 47H86V46H83ZM82 46H81V48H83ZM98 47V46H97ZM106 47H109V46H106ZM116 47V46H115ZM114 47V48H115ZM120 47V46H119ZM122 47V46H121ZM128 47V46H127ZM143 47V46H142ZM141 47V48H142ZM154 47V46H153ZM152 47V50L155 48H153ZM177 47H180V46H177ZM250 47H248L247 49H249ZM260 47V46H259ZM262 47V46H261ZM40 48V47H39ZM46 48V47H45ZM44 48V49H45ZM49 48H52V45H51V47H49ZM54 48V49H55ZM75 48V47H74ZM104 48V47H103ZM102 48V49H103ZM109 48H111V47H109ZM132 48H135V47H132ZM150 48V47H149ZM181 48V47H180ZM190 48H191V46H190ZM193 48V47H192ZM227 48V47H226ZM251 48V49H252ZM255 48V47H254ZM7 49H9V48H7ZM87 49V48H86ZM85 49V50H86ZM91 49V48H90ZM93 49V48H92ZM95 49V48H94ZM98 49H100V48H98ZM107 49V48H106ZM122 49V48H121ZM123 49H127V48H123ZM136 49H137V47L135 48V51H136ZM188 49H189V47H188ZM215 49V48H214ZM229 49H230V47H229ZM238 49H239V47H238ZM246 49V50H247ZM42 50V49H41ZM46 50V49H45ZM47 50H49V49H47ZM53 49H51V51H52ZM89 50V49H88ZM87 50V51H88ZM114 50V49H113ZM120 50V49H119ZM128 50V49H127ZM132 50V49H131ZM181 50V49H180ZM191 50V49H190ZM220 50V49H219ZM253 50V49H252ZM254 50H257V49H254ZM253 50V51H254ZM7 51V50H6ZM5 51V52H6ZM50 51V50H49ZM87 51H85V52H87ZM95 51V50H94ZM98 51V50H97ZM105 51V50H104ZM114 51H116V50H114ZM124 52H126L125 50H123ZM141 50H140V47H139V49H138V52H140ZM147 51H148V49H147ZM225 51V50H224ZM245 51V50H244ZM249 51V50H248ZM248 51L247 52H245V53H248ZM5 52H3V53H5ZM8 52V51H7ZM47 52V51H46ZM53 52H55V51H53ZM53 52H51V53H53ZM57 52V51H56ZM89 52V51H88ZM87 52V53H88ZM122 52V51H121ZM132 52V51H131ZM145 52V51H144ZM149 52V51H148ZM173 52V51H172ZM180 52V51H179ZM178 52V53H179ZM184 52V51H183ZM182 52V53H183ZM186 52V51H185ZM187 52H188V50H187ZM200 52V51H199ZM202 52V51H201ZM232 52H234V51H232ZM255 52V51H254ZM254 52L252 53V51L250 52L251 53V55H253V57H254ZM0 53H2V52H0ZM97 53V52H96ZM98 53H99V51H98ZM105 53V52H104ZM107 53V52H106ZM111 53V52H110ZM113 53V52H112ZM115 53V52H114ZM113 53V54H114ZM137 53V52H136ZM142 53V52H141ZM141 53H140V55H141ZM189 53V52H188ZM203 53V52H202ZM242 53V52H241ZM244 53V52H243ZM242 53V54H243ZM260 53V52H259ZM45 54V53H44ZM46 54H48V52L46 53ZM45 54V55H46ZM89 54H90V52H89ZM122 54V53H121ZM132 54H133V52H132ZM149 54V53H148ZM175 54V53H174ZM174 54H172V55H174ZM185 54H187V53H185ZM191 54H193V53H191ZM205 54H207V53H205ZM249 54V53H248ZM43 55V54H42ZM42 55H41V57H42ZM52 55V54H51ZM54 55V54H53ZM83 55V56H82ZM91 55H94L93 53L91 54ZM91 55H90V57H91ZM96 55V54H95ZM102 55V54H101ZM104 55V54H103ZM103 55H102V57H103ZM138 55V54H137ZM169 55H171L170 54V52H169ZM179 55H180V53H179ZM208 55V54H207ZM211 55V54H210ZM246 55V54H245ZM260 55V54H259ZM263 55V54H262ZM144 56V55H143ZM0 57H2V55H0ZM54 57L56 58V53H55V55H54ZM54 57H52V59L54 60ZM88 57H89V55H88ZM97 57H98V55H97ZM102 57H101V59H102ZM118 57L120 58L121 57V55H118ZM128 57H129V55H128ZM134 57H135V55H134ZM185 57H186V55H185ZM184 57V58H185ZM189 57H190V55H189ZM211 57H212V59H214V61L213 60H211L209 63H205L202 67H201V70L202 71H200V76L199 77H201L200 79H202L201 80V82H202V85L204 84L205 85V87H201L202 88V90H201V93H202V95H203V100L204 99H206V101H207V104L206 105H208L209 107H212V109L211 108H209V109H211L212 110V112H211V115L213 116V118L215 117L216 118V123H219V122H221L222 120H223V113H222V109H224V104L223 103H219L218 102V92H219V90H221V85H220V80L219 81H216L215 80V77H216V75H218L219 74V78H220V76L221 75H227L229 72H231V69L227 66V65H223L222 63H221V60L217 57V55H216V53L215 54H212L211 55ZM234 57H235V54H234ZM240 57H242L243 59L245 58V56H244V54H243V56L242 55H240ZM247 57H250V55H247ZM246 57V58H247ZM256 57H257V55H256ZM6 58V57H5ZM44 58V57H43ZM46 58V57H45ZM48 58V57H47ZM100 58V57H99ZM130 58V57H129ZM139 58V57H138ZM241 58V59H242ZM9 59V60H10ZM88 59V58H87ZM121 59V58H120ZM123 59H124V55H123ZM122 59V60H123ZM132 59V58H131ZM134 59V58H133ZM137 59V58H136ZM165 59V58H164ZM167 59V62H168V58H166ZM165 59V60H166ZM171 59H172V57H171ZM183 59V58H182ZM181 59V60H182ZM186 59V58H185ZM204 59H206V58H204ZM208 59H209V57H208ZM211 59V58H210ZM251 59V58H250ZM254 59V58H253ZM264 59V58H263ZM2 60V59H1ZM0 60V61H1ZM43 60V61H42ZM52 60V61H53ZM86 59H84V61H85ZM92 60H93V58H92ZM100 60V59H99ZM126 60V59H125ZM174 60V59H173ZM198 60V59H197ZM216 60V61H215ZM246 60V59H245ZM262 60V59H261ZM47 61H48V59H47ZM46 61V62H47ZM56 61V60H55ZM88 61V60H87ZM134 61V60H133ZM137 61V60H136ZM179 61V60H178ZM184 61V60H183ZM202 61V60H201ZM244 61V60H243ZM256 61V60H255ZM57 62V61H56ZM92 62V61H91ZM91 62H89L88 64H90ZM119 62V61H118ZM128 62V61H127ZM139 62V61H138ZM180 62V61H179ZM186 62H188V61H186ZM195 62V61H194ZM197 62V61H196ZM198 62H199V60H198ZM206 62V61H205ZM237 62V61H236ZM246 62V61H245ZM253 62V61H252ZM261 62V61H260ZM3 63H4V61H3ZM6 63H8V62H6ZM5 63V65H7ZM83 63V62H82ZM101 63V62H100ZM137 63V62H136ZM165 63V62H164ZM170 63H171V61H170ZM174 64H175V62H173ZM177 63V62H176ZM190 63V62H189ZM256 63H257V61H256ZM2 64V63H1ZM54 64H56L55 62H54ZM86 64V63H85ZM120 64V63H119ZM124 64H127V63H124ZM132 64H133V62H132ZM132 64H131V66H132ZM186 64H188V63H185V65ZM193 64V63H192ZM201 64V63H200ZM226 64V63H225ZM228 64V63H227ZM248 64V63H247ZM42 65V64H41ZM47 64H45V66H46ZM49 65V64H48ZM59 65V64H58ZM105 64H103V66H104ZM122 65V64H121ZM128 65H130L129 63H128ZM183 65V64H182ZM181 65V66H182ZM231 65V64H230ZM259 65V64H258ZM261 65V64H260ZM259 65V66H260ZM28 66V65H27ZM42 66H44V62H43V65ZM51 66V65H50ZM56 66H57V64H56ZM74 66V67H75ZM85 66V65H84ZM84 66H80V67H84ZM92 66V65H91ZM100 66H101V64H100ZM123 67H124V65H122ZM130 66V67H131ZM172 66V65H171ZM177 66V65H176ZM184 66V65H183ZM188 66V65H187ZM231 66H234V64H232ZM36 67V66H35ZM73 67V68H74ZM86 67V66H85ZM88 67V66H87ZM87 67H86V69H87ZM95 67H96V65H95ZM118 67H119V65H118ZM142 67V66H141ZM140 66H139V68H141ZM179 67V66H178ZM193 67V66H192ZM198 67H200V65L198 66ZM261 67V69H262V65L260 66ZM11 68V67H10ZM13 68V67H12ZM27 68V67H26ZM40 68V67H39ZM45 68V67H44ZM46 68H50L49 66L48 67H46ZM59 68H60V65H59ZM79 68V67H78ZM89 68V67H88ZM94 68V67H93ZM92 68V69H93ZM102 68V67H101ZM104 68V67H103ZM122 68V67H121ZM126 68V67H125ZM128 68L129 67H127V70H128ZM132 68H133V66H132ZM135 66H134V70H135ZM138 68V69H139ZM184 68V67H183ZM259 68V67H258ZM2 69V68H1ZM4 69H6V67L5 66H3V70ZM36 69V68H35ZM41 69H42V67H41ZM53 69V68H52ZM74 69H76V67L74 68ZM81 69V68H80ZM85 69V68H84ZM90 69V68H89ZM92 69H90V71L89 72H92L91 70ZM97 68H95V70H96ZM106 69H107V67H106ZM200 69V68H199ZM260 69V68H259ZM264 69V68H263ZM263 69L262 70H259V71H262L263 72ZM2 70V71H3ZM33 70V69H32ZM48 70H50V69H48ZM78 70V69H77ZM94 70V69H93ZM125 70V69H124ZM123 70V71H124ZM130 70V69H129ZM146 70V69H145ZM235 70V69H234ZM258 70V69H257ZM35 71V70H34ZM38 71V73H39V70H37ZM44 71V70H43ZM80 71V70H79ZM84 71V70H83ZM82 71V72H83ZM86 71H88V70H86ZM101 71V70H100ZM122 71V70H121ZM138 71V70H137ZM258 71V72H259ZM6 72V71H5ZM12 72V71H11ZM25 72V71H24ZM47 72V71H46ZM51 72H53V70L51 71ZM50 72V73H51ZM61 72V71H60ZM88 72V73H89ZM94 72V71H93ZM126 72V71H125ZM133 72V71H132ZM140 72V71H139ZM261 72V73H262ZM15 73V72H14ZM41 73V72H40ZM39 73V74H40ZM43 73V72H42ZM42 73H41V75H42ZM49 73V72H48ZM57 73V72H56ZM71 73H72V71H71ZM79 73V72H78ZM81 73V72H80ZM85 74H86V72H84ZM99 73H101V72H99ZM104 73V72H103ZM106 73V72H105ZM129 73H130V71H129ZM15 74V75H16ZM32 74H34V73H32ZM47 74V73H46ZM57 74H59V73H57ZM56 74V75H57ZM75 74V73H74ZM82 74V73H81ZM84 74V75H85ZM91 74V73H90ZM110 74H112V73H110ZM122 74V73H121ZM124 74V73H123ZM130 74H132V73H130ZM3 75V74H2ZM49 75V74H48ZM51 75V74H50ZM49 75V76H50ZM63 75V74H62ZM67 75V74H66ZM66 75H64V76H66ZM83 75V74H82ZM84 75H83V77H84ZM93 75V74H92ZM91 75V76H92ZM100 75V74H99ZM102 75V74H101ZM104 75V74H103ZM126 75V74H125ZM136 75V74H135ZM141 75V74H140ZM199 75V74H198ZM1 76V75H0ZM4 76V75H3ZM26 76V75H25ZM24 76V79L26 78ZM37 77L39 76V75H36ZM43 76H45V75H43ZM52 76H53V74H52ZM60 76V75H59ZM68 76V75H67ZM74 76V75H73ZM76 76V75H75ZM94 76H95V72H94ZM113 76V75H112ZM115 76V75H114ZM128 76V75H127ZM139 76V75H138ZM264 76V75H263ZM5 77L8 79V77L6 76V74H5ZM4 77V78H5ZM12 76H10L9 78H11ZM14 77V76H13ZM12 77V78H13ZM16 77V76H15ZM14 77V78H15ZM22 77V78H21ZM61 77V76H60ZM77 77H79L78 76V74H77ZM77 77H76V80L78 81L79 79H77ZM81 77V76H80ZM85 77H86V75H85ZM89 77V76H88ZM93 77V76H92ZM126 77V76H125ZM131 77V76H130ZM133 77V76H132ZM131 77V78H132ZM137 77V75L135 76V78ZM2 78V77H1ZM3 78V79H4ZM11 78V79H12ZM14 78H13V81H14ZM27 78H29V77H27ZM26 78V79H27ZM32 78V77H31ZM34 78V77H33ZM41 78H43V77H41ZM59 78V77H58ZM66 78H68V77H65V80H66ZM91 78V77H90ZM95 78V77H94ZM100 78H102V77H100ZM109 78H110V76H109ZM114 78H116V76L115 77H112V78H110L111 79V81H115L114 80ZM127 78V77H126ZM138 78V77H137ZM18 79V78H17ZM30 79V78H29ZM38 79V78H37ZM40 79V78H39ZM53 78L51 77V80H52ZM54 79H56V78H54ZM54 79H53V81H54ZM64 79V78H63ZM70 79H71V77H70ZM81 79V78H80ZM84 79V78H83ZM99 79V78H98ZM105 79V78H104ZM104 79H102V81L104 80ZM108 79V78H107ZM113 79V80H112ZM125 79V78H124ZM180 79V78H179ZM178 79V80H179ZM216 79H218V78H216ZM263 79H264V77H263ZM16 80V79H15ZM18 80V81H19ZM36 80V79H35ZM45 80H47V78L45 79ZM73 80V79H72ZM76 80H74L75 82H76ZM87 80V79H86ZM90 80V79H89ZM93 80H96V79H93ZM177 80V81H178ZM199 80V79H198ZM5 81H7V80H5ZM8 81H10V80H8ZM18 81H15V82H18ZM37 81H39V80H36V82ZM56 81V80H55ZM67 81V80H66ZM80 81V80H79ZM98 81V80H97ZM173 81V80H172ZM177 81H175V83L177 82ZM186 81V80H185ZM200 81V80H199ZM3 82V81H2ZM25 82V81H24ZM26 82H28V81H26ZM25 82V83H26ZM31 82V81H30ZM40 82V81H39ZM46 82V81H45ZM50 82V81H49ZM69 82V81H68ZM68 82H66V84L68 83ZM73 82V81H72ZM83 82V81H82ZM100 82V81H99ZM123 82V81H122ZM180 82H181V80H180ZM9 83V82H8ZM8 83H6V84H8ZM21 83H23V82H21ZM32 83H34V82H32ZM56 83H57V81H56ZM63 83V82H62ZM77 83V82H76ZM79 83V82H78ZM81 83V82H80ZM86 83H87V81H86ZM104 83H105V81H104ZM108 83V82H107ZM113 83V82H112ZM115 83V82H114ZM114 83H113V85H114ZM5 83H3V85H4ZM5 84V85H6ZM11 84V83H10ZM16 84V83H15ZM42 84H43V82H42ZM49 84V83H48ZM48 84H47V86H48ZM66 84L64 85L65 87H67L66 86ZM70 84V83H69ZM91 84V83H90ZM117 84V83H116ZM115 84V85H116ZM1 85H2V83H1ZM3 85H2V87H3ZM11 85H14V82H12V84ZM21 85V84H20ZM19 85V86H20ZM23 86H24V83L22 84ZM30 85V84H29ZM38 86H39V84H37ZM36 85V86H37ZM71 85H73V84H71ZM74 85H75V83H74ZM79 85V84H78ZM77 85V86H78ZM83 85V84H82ZM96 85V84H95ZM110 85H111V83H110ZM126 85V84H125ZM200 85V84H199ZM15 86H17V85H15ZM14 86V87H15ZM35 86V87H36ZM49 86H51V85H49ZM70 86V85H69ZM81 85H79V87H80ZM89 86V85H88ZM92 86V85H91ZM98 86V85H97ZM4 87H7V86H4ZM13 87V88H14ZM22 87V86H21ZM52 87V86H51ZM56 87V86H55ZM60 87V86H59ZM84 87V86H83ZM101 87H102V85H101ZM113 87V86H112ZM125 87V86H124ZM197 87L198 86H196V88L195 89H197ZM12 88V87H11ZM16 88V87H15ZM25 88V87H24ZM26 88H27V86H26ZM29 88V87H28ZM36 88H38V87H36ZM44 88V87H43ZM50 88V87H49ZM61 88V87H60ZM67 88H69V87H67ZM74 88H78V87H74ZM74 88H70V90H72L73 91V89ZM85 88V87H84ZM83 88V89H84ZM86 88H87V86H86ZM90 88V87H89ZM96 89L95 90H97V87H95ZM104 88V87H103ZM114 88V87H113ZM113 88H110V89H113ZM199 88V87H198ZM41 89V88H40ZM51 89V88H50ZM53 89V88H52ZM51 89V90H52ZM65 89V88H64ZM105 89V88H104ZM200 89V88H199ZM236 89V88H235ZM13 90V89H12ZM57 91H55L56 93L58 92V88L56 89ZM60 90V89H59ZM75 90H77V89H74V91ZM80 90V89H79ZM79 90H77V91H79ZM87 90V89H86ZM92 90H93V88H92ZM115 90V89H114ZM113 90V91H114ZM124 90H125V88H124ZM38 91V90H37ZM62 91V90H61ZM66 92H64V93H66V95L68 94L67 93V90H65ZM71 91V92H72ZM80 91H82V89L80 90ZM84 91V90H83ZM82 91V92H83ZM88 91H89V89H88ZM94 91V90H93ZM101 92H100V95H101V93H102V90H100ZM109 92L111 91V90H108ZM116 91H120V90H116ZM237 91V90H236ZM235 91V92H236ZM21 92H22V90H21ZM52 92V91H51ZM51 92H49V93H47L48 95L51 93ZM68 92H70V91H68ZM70 92V93H71ZM87 92V91H86ZM92 92V91H91ZM121 92H122V89H121ZM124 92H126V90L124 91ZM200 92V91H199ZM15 93V92H14ZM34 93V92H33ZM40 93H43V92H41L40 91ZM39 93V94H40ZM54 93V92H53ZM61 92H59L58 93V96L59 95H61L60 94ZM75 93V92H74ZM74 93H71V95L72 94H74ZM85 93V92H84ZM88 93V92H87ZM236 93H238V92H236ZM35 95L36 94H38L37 92L36 93H34ZM38 94V95H39ZM63 94V93H62ZM81 94H83V93H81ZM81 94H78L77 96H79V95H81ZM95 94H98L97 92L95 93ZM110 94V93H109ZM128 94V93H127ZM234 94V93H233ZM52 95V94H51ZM57 95V94H56ZM70 95V94H69ZM87 95V94H86ZM99 95V94H98ZM119 95V94H118ZM121 95V94H120ZM238 95V94H237ZM41 96V95H40ZM39 96V97H40ZM44 96V95H43ZM45 96H47V95H45ZM50 96V95H49ZM55 96V95H54ZM64 96H65V94H64ZM83 96V95H82ZM88 96H90V94H88ZM93 96V95H92ZM94 96H96V95H94ZM123 96H124V94H123ZM125 96H127V95H125ZM201 96V95H200ZM252 96H254L255 97V95H252ZM261 96V95H260ZM52 97H53V95H52ZM70 97V96H69ZM98 97V96H97ZM96 97V99L98 100V98ZM101 97V96H100ZM108 97V96H107ZM110 97V96H109ZM108 97V98H109ZM130 97V94H128V98ZM257 97H259L258 95H257ZM37 98V97H36ZM50 98V97H49ZM48 98V99H49ZM55 98H57V97H55ZM67 98V97H66ZM66 98H64L63 100H65ZM75 98H77V97H75ZM106 98V97H105ZM104 98V99H105ZM111 98V97H110ZM119 98V97H118ZM127 98V99H128ZM201 98V97H200ZM262 98H263V96H262ZM44 99H46V98H44ZM52 99V98H51ZM59 99V98H58ZM60 99H62V96H61V98ZM72 99H74V97L72 98ZM82 99V98H81ZM85 99H86V97H85ZM125 99H126V97H125ZM124 99V100H125ZM253 99H255V98H253ZM35 100V99H34ZM38 100H39V98H38ZM41 100V99H40ZM55 100H57V99H54V101H53V103H55ZM70 100V99H69ZM95 100V99H94ZM101 100H102V98H101ZM100 100V101H101ZM257 100H259V99H257ZM36 102H37V99L35 100ZM44 100H42V102H43ZM75 101V100H74ZM85 101V100H84ZM105 101H108V99L107 100H105ZM123 101V100H122ZM261 101V100H260ZM34 102V101H33ZM40 102V101H39ZM59 102V101H58ZM58 102H56L57 104H58ZM73 104H74V102L73 101H71ZM70 102V103H71ZM76 102V101H75ZM111 102H112V100H111ZM110 102V103H111ZM115 102V101H114ZM127 102V101H126ZM125 102V103H126ZM196 102V101H195ZM199 102V101H198ZM255 102V101H254ZM263 102V101H262ZM38 103V102H37ZM41 103V102H40ZM40 103H39V106H40ZM44 103H45V101H44ZM49 103V102H48ZM48 103H46V104H48ZM61 103V102H60ZM78 103H79V101H78ZM81 103V102H80ZM105 103V102H104ZM107 103V102H106ZM109 103V102H108ZM117 103V102H116ZM124 103V102H123ZM200 103V102H199ZM257 103V102H256ZM31 104H33V103H31ZM31 104H28L26 107H29V105H31ZM42 104V103H41ZM52 104V103H51ZM67 104V103H66ZM118 104V103H117ZM120 104V103H119ZM128 104V103H127ZM262 104V103H261ZM34 105V104H33ZM32 105V106H33ZM37 105V104H36ZM49 105V104H48ZM48 105H46V106H48ZM63 106L65 105V103L64 104H62ZM77 105V104H76ZM96 105H98V104H96ZM111 105H112V103H111ZM178 105V104H177ZM202 105V104H201ZM231 105H232V103H231ZM249 105V104H248ZM258 105H259V103H258ZM38 106V107H39ZM44 106H45V104H44ZM52 106V105H51ZM50 106V107H51ZM57 106V105H56ZM55 106V107H56ZM63 106H61L62 108H63ZM66 106V105H65ZM65 106H64V108L63 109H65ZM203 106V105H202ZM205 106V105H204ZM228 106V105H227ZM251 106V105H250ZM254 106V105H253ZM252 106V107H253ZM257 106V105H256ZM25 107V108H26ZM35 106H33V108H34ZM37 107V108H38ZM58 107H60V106H58ZM72 107V106H71ZM74 108H73V110H75L76 108L75 107H78V106H73ZM98 107V106H97ZM96 107V108H97ZM116 107V106H115ZM123 107V106H122ZM197 107H198V105H197ZM200 107V106H199ZM225 107H226V105H225ZM229 107V106H228ZM251 107V108H252ZM263 107V106H262ZM11 108V107H10ZM14 108H16V107H14ZM18 108H19V106H18ZM21 108V107H20ZM31 108V107H30ZM39 108H41V107H39ZM44 108V107H43ZM54 108V107H53ZM117 108H118V106H117ZM201 108V107H200ZM204 108V107H203ZM241 108H243V107H241ZM248 108V107H247ZM250 108V107H249ZM12 109H13V107H12ZM23 109V108H22ZM29 109V108H28ZM32 109V108H31ZM35 109V108H34ZM42 109V108H41ZM46 109V108H45ZM62 109V112H63V114L65 113L64 112V110ZM72 109V108H71ZM109 109V108H108ZM178 109V108H177ZM207 109V108H206ZM232 108H230L228 111H230ZM235 109V108H234ZM244 109V108H243ZM242 109V110H243ZM10 110V109H9ZM25 110V109H24ZM37 110V109H36ZM39 110V109H38ZM50 110H51V108H50ZM67 110V109H66ZM78 110V109H77ZM113 110V109H112ZM117 110V109H116ZM118 110H120L119 108H118ZM225 110H227V109H225ZM240 111H242L241 109H239ZM17 111V110H16ZM31 111H33V110H31ZM42 111V110H41ZM53 111V110H52ZM54 111H55V108H54ZM69 111V110H68ZM92 111V110H91ZM114 111V110H113ZM210 111V110H209ZM227 111V112H228ZM233 111H235V110H233ZM237 111V110H236ZM6 112H8L7 110H6ZM13 112H14V110H13ZM12 112V113H13ZM34 112V111H33ZM32 112V113H33ZM43 112V111H42ZM116 111H114V113H115ZM182 112V111H181ZM192 112V111H191ZM244 112H245V110H244ZM3 114H5L4 112H2ZM8 113H10V111L8 112ZM7 113V114H8ZM15 113V112H14ZM27 113V112H26ZM31 113V114H32ZM41 113V112H40ZM45 113H48V111H46ZM52 113V112H51ZM69 113V112H68ZM70 113H71V111H70ZM73 113V112H72ZM72 113L71 114H69V115H71L72 116ZM207 113V112H206ZM236 113V112H235ZM240 113V112H239ZM239 113H238V115H239ZM6 114V115H7ZM28 114H30V112L28 113ZM27 114V115H28ZM38 114V113H37ZM53 114V113H52ZM56 114H57V111H56ZM62 114V113H61ZM190 114V113H189ZM192 114V113H191ZM200 114V113H199ZM209 114V113H208ZM228 114V113H227ZM240 114H242V113H240ZM263 114V113H262ZM262 114H260V115H262ZM2 115V114H1ZM14 115V114H13ZM54 115H55V113H54ZM58 115H59V113H58ZM57 115V116H58ZM230 115H232V114H230ZM233 115H234V113H233ZM244 115V114H243ZM255 115V114H254ZM253 115V116H254ZM3 116V115H2ZM5 116V115H4ZM20 116V115H19ZM18 116V117H19ZM21 116H23V115H21ZM25 116V117H24ZM23 117L24 118H26V115H24ZM29 116V115H28ZM32 116V115H31ZM39 116V115H38ZM41 116H43V114L41 115ZM49 116V115H48ZM53 116V115H52ZM61 116V115H60ZM74 116V115H73ZM210 116V115H209ZM226 116V115H225ZM240 116V115H239ZM242 116V115H241ZM8 117H10L11 118V116H10V114H9V116ZM14 117V116H13ZM30 117V116H29ZM36 117V116H35ZM34 117V118H35ZM40 117V116H39ZM63 117V116H62ZM66 117V116H65ZM64 117V118H65ZM211 117V116H210ZM232 117H234V116H232ZM232 117H229V118H232ZM247 117V116H246ZM250 117V116H249ZM259 117H261V116H259ZM1 118V117H0ZM17 118V117H16ZM22 118V117H21ZM20 118V119H21ZM24 118H22L23 120H25ZM33 118V117H32ZM38 118V117H37ZM41 118V117H40ZM44 117H42V119H43ZM51 118V117H50ZM53 118V117H52ZM59 118V117H58ZM71 118V117H70ZM76 118V117H75ZM75 118H73V119H75ZM200 118V117H199ZM207 118H208V116H207ZM229 118L228 117H226V119H227V121L229 120ZM251 118V117H250ZM249 118V119H250ZM4 119H5V117H4ZM9 119V118H8ZM12 119V118H11ZM15 119V118H14ZM68 119V118H67ZM66 119V120H67ZM79 119V118H78ZM240 119H241V117H240ZM248 119V120H249ZM254 119V118H253ZM257 119H259V118H257ZM257 119H256V122H257ZM29 120V119H28ZM41 120V119H40ZM45 121H46V119H44ZM76 120H77V118H76ZM207 120V119H206ZM234 120V119H233ZM243 121H244V119H242ZM242 120H240L241 122H242ZM247 120V121H248ZM10 121V119L8 120V122ZM14 121V120H13ZM15 121H16V119H15ZM17 121H19V120H17ZM21 121V120H20ZM26 121H27V118H26ZM32 121V120H31ZM30 121V122H31ZM36 121V120H35ZM68 121V120H67ZM67 121H64V123L65 122H67ZM70 121V120H69ZM137 121V120H136ZM135 121V122H136ZM232 121V120H231ZM235 121H236V119H235ZM252 121H254V120H252ZM7 122V121H6ZM7 122V123H8ZM27 122H29V121H27ZM29 122V123H30ZM41 122V121H40ZM80 122V121H79ZM138 122H140L141 123V121H138ZM143 123L144 122H146V121H142ZM229 122V121H228ZM237 122H239V121H237ZM264 121H263V119H262V122H259V123H263ZM2 123V122H1ZM15 123V122H14ZM26 123V122H25ZM68 123V122H67ZM72 123V122H71ZM70 123V124H71ZM82 123V122H81ZM137 123V122H136ZM215 123V122H214ZM227 123V122H226ZM231 123V122H230ZM236 123V122H235ZM240 123V122H239ZM247 123V122H246ZM3 124V123H2ZM19 124H21V123H19ZM28 124V123H27ZM36 124V123H35ZM47 124V123H46ZM79 125H80V123H78ZM78 124H76V125H78ZM131 124H132V122H131ZM139 124V123H138ZM146 124V123H145ZM198 124V123H197ZM206 124V123H205ZM209 124V123H208ZM232 124H234V123H232ZM248 124V123H247ZM10 125V124H9ZM18 125V124H17ZM137 125V124H136ZM135 125V126H136ZM140 125V124H139ZM211 125V124H210ZM222 125H224V124H222ZM231 125V124H230ZM237 125V124H236ZM250 125H252L251 124V122H250ZM262 125V124H261ZM261 125H258V127L259 126H261ZM8 126V125H7ZM81 126V125H80ZM142 127H144L143 125H141ZM148 126H149V123H148ZM168 126V125H167ZM189 125H187V127H188ZM228 126V125H227ZM234 126V125H233ZM247 126V125H246ZM256 126H257V124H256ZM9 127V126H8ZM16 127V128H15ZM14 128H15V130L17 129V126H15ZM25 127V126H24ZM28 127H32L31 126V124H28ZM40 127V126H39ZM79 127V126H78ZM127 127V126H126ZM133 127H134V125H133ZM147 127V126H146ZM163 127V126H162ZM206 127V126H205ZM207 127H209V125L207 126ZM231 127H232V125H231ZM236 127V126H235ZM237 127H238V125H237ZM240 127V126H239ZM262 127V126H261ZM264 127V126H263ZM11 128H13V127H11ZM14 128L12 129L13 131H14ZM33 128H35V126L33 127ZM32 128V129H33ZM148 128V127H147ZM198 128V130L199 129H201L200 127H197ZM221 128V127H220ZM220 128H218L217 127V125L215 124V125H213V123H212V126H210V129L208 130L207 129V131L206 132H208V131H210L209 132V134H216L217 135V133H219V132H222V131H224V129L225 128H222V129H220ZM243 128V127H242ZM245 128V127H244ZM248 128H249V126H248ZM251 128V127H250ZM25 129H27V128H25ZM36 129V128H35ZM39 129V128H38ZM127 129H129V128H127ZM136 129V128H135ZM146 129V128H145ZM167 129V128H166ZM186 129V128H185ZM195 129V128H194ZM220 129V130H219ZM229 129H230V127H229ZM238 129V128H237ZM255 129V128H254ZM18 130V129H17ZM29 130H31V128L29 129ZM28 130V131H29ZM124 130H125V127H124ZM123 130V131H124ZM132 130V129H131ZM140 130V129H139ZM152 130V129H151ZM191 130V129H190ZM228 130V129H227ZM233 130V129H232ZM245 130V129H244ZM243 130V131H244ZM19 131H20V129H19ZM22 131H24L23 129H22ZM129 131V130H128ZM138 131V130H137ZM194 131V130H193ZM200 131L201 130H199V132H198V134H200ZM205 130H203V132H204ZM234 131V130H233ZM232 131V132H233ZM246 131H248V130H246ZM253 131V130H252ZM261 131H263V129L261 130ZM16 131H14L13 133H15ZM21 132V131H20ZM19 132V133H20ZM131 132V131H130ZM149 132V131H148ZM151 132V131H150ZM154 132H156V131H154ZM162 132H164V131H162ZM186 132H188V131H186ZM191 132V131H190ZM231 132V133H232ZM241 132V131H240ZM251 132V131H250ZM255 132V131H254ZM259 131H257L256 133H258ZM18 133V132H17ZM134 133V132H133ZM140 133V132H139ZM145 133V132H144ZM158 133V132H157ZM195 133V132H194ZM229 133H230V131H229ZM249 133V132H248ZM251 133H253V132H251ZM250 133V134H251ZM264 133V132H263ZM21 134H22V132H21ZM136 134H137V132H136ZM154 134V133H153ZM163 134V133H162ZM165 134V133H164ZM170 134V133H169ZM184 134V133H183ZM182 134V135H183ZM237 134V133H236ZM242 134H243V132H242ZM18 135V134H17ZM20 135V134H19ZM133 135H135V133L133 134ZM155 135V134H154ZM181 135V134H180ZM219 135H220V133H219ZM219 135L218 136H216L217 138L219 137ZM223 135V134H222ZM252 135V134H251ZM13 136H14V134H13ZM15 136H16V134H15ZM12 137L13 138V140L16 138V137ZM86 136V135H85ZM98 136V135H97ZM96 136V137H97ZM147 136H150V135H147ZM146 136V137H147ZM162 136V135H161ZM166 136V135H165ZM165 136H164V138H165ZM207 135L205 134V135H203L202 134V136H201V138H203V140H202V143L199 145V146H197L196 147V156L197 157H195V159L194 160H192V161H189V160H187L189 163H190V165L192 164V167L189 169V170H187V172L184 174V176L186 177H184L185 178V180H184V185H183V183H182V185L180 186V187H178V189L176 190V192H175V194L176 195H174V196H176L175 197V199H173V201H167L168 203H166L165 205H166V207H168V208H171L170 206H172V207H175L176 209H178V210H180V212H179V214H181V217H182V221L185 223V224H188V226H189V232H194L195 233V235L198 237V240L199 239H202V238H205V240L207 239L208 241H209V243H210V245H211V249L210 250H213V249H215V247H217V246H221V248H219V250L216 252V256L217 257H222V258H225V259H227L228 257H231L232 255H235L236 253H238V254H240L237 258H238V260L236 261V262H233V263H235V264H264V221H261V220H257L258 218H259V216L264 212V149L262 150L261 148V152L260 153H258V156H255L253 159H255V162L253 161V163H254V165L250 168V170H248V172H250L251 173V176H252V178H251V176H250V178H251V180H248V181H246V182H243V183H241L240 182V180H239V182L238 183H235V184H233L234 182H232V183H229V184H220V185H218V186H207L206 185V180H207V178H208V175L211 173V172H214V169H216V165H214V160L213 161H211L210 159L208 160L207 159V157H209L210 158V156H209V154L212 152V151H210L209 149L210 148H204L205 146H206V144H207V141H205L206 139H204L205 137H206ZM213 136V135H212ZM215 136V135H214ZM224 136V135H223ZM235 136V135H234ZM243 136V135H242ZM248 136V135H247ZM83 137H84V135H83ZM91 137V136H90ZM94 137V136H93ZM143 137V136H142ZM158 137V136H157ZM172 137V136H171ZM200 137V136H199ZM230 137V136H229ZM262 137V135L260 134L259 135V133L258 134H254L252 137H250L249 139H247V140H245V142L242 144V145H240V146H245V147H250L251 148V146H253V145H255V144H257V143H259V139H262L261 138ZM21 138V137H20ZM20 138H19V140H20ZM99 138V137H98ZM103 138V137H102ZM170 138V137H169ZM196 138V137H195ZM245 138V137H244ZM248 138V137H247ZM84 139H86V138H83V140ZM89 139V138H88ZM88 139H86V140H88ZM95 138H93V140H94ZM141 139V138H140ZM149 139V138H148ZM147 139V140H148ZM172 139V138H171ZM174 139V138H173ZM172 139V140H173ZM177 139V138H176ZM200 139V138H199ZM210 139H211V137H210ZM219 139V138H218ZM225 139V138H224ZM232 139V138H231ZM264 139V138H263ZM18 140V141H19ZM145 140V139H144ZM162 140H163V143H164V139H163V136H162ZM169 140V139H168ZM195 140H197L198 141V139H195ZM217 140V139H216ZM239 140V139H238ZM243 140V139H242ZM99 141V140H98ZM101 141V140H100ZM102 141H104V140H102ZM108 140H106L105 142H107ZM149 141V140H148ZM150 141H153L152 139L150 140ZM177 141V140H176ZM197 141H194L195 143L197 142ZM220 141V140H219ZM244 141V140H243ZM264 141V140H263ZM139 142V141H138ZM143 142H145V141H142V143ZM158 142V141H157ZM162 142V141H161ZM179 142H180V140H179ZM189 142V141H188ZM191 142V141H190ZM189 142V144H192V143H190ZM192 142H193V140H192ZM217 142V141H216ZM224 142V141H223ZM231 142H232V140H231ZM230 142V143H231ZM242 142V141H241ZM20 143V142H19ZM86 143V142H85ZM93 142H91V144H92ZM95 143V142H94ZM93 143V144H94ZM101 143V142H100ZM104 143V142H103ZM122 143V142H121ZM147 143V142H146ZM153 144H154V142H152ZM152 143L150 144L151 146H152ZM173 143V142H172ZM229 143V144H230ZM236 143H237V141H236ZM236 143H235V145H236ZM263 143V142H262ZM98 144V143H97ZM126 144V143H125ZM124 144V145H125ZM140 144V143H139ZM144 144V143H143ZM182 144V143H181ZM213 144V143H212ZM226 144V143H225ZM228 144V147L230 148L231 147V144L229 145ZM260 144V143H259ZM88 145H89V142H88ZM96 145V144H95ZM104 145V144H103ZM137 145V144H136ZM136 145H134V146H136ZM144 145H146V144H144ZM143 145V146H144ZM147 145H148V143H147ZM169 145V144H168ZM175 145V144H174ZM174 145H173V147H174ZM197 145V144H196ZM209 145H210V143H209ZM23 146V145H22ZM87 146V145H86ZM90 146V145H89ZM102 146V145H101ZM118 146V145H117ZM150 146V148L152 149V147ZM169 146H171V145H169ZM176 146V145H175ZM179 146H180V144H179ZM186 146V145H185ZM189 146V145H188ZM222 145H220V147H221ZM100 147V146H99ZM153 147H155V146H153ZM224 147H226V146H224ZM239 147V146H238ZM237 147V148H238ZM258 147V146H257ZM256 147V148H257ZM91 148H93V145H91ZM96 148H98L97 146H96ZM129 148V147H128ZM137 148V147H136ZM138 148L139 149H136V150H141V146L139 147V145H138ZM159 148V147H158ZM172 148V147H171ZM171 148H166L167 150L168 149H171ZM181 148H183V147H181ZM185 148V147H184ZM212 148V147H211ZM234 148V147H233ZM236 148V149H237ZM82 149H84L83 147H81L80 148V150H82ZM86 149V148H85ZM145 150H146V148H144ZM150 149V150H151ZM156 149V148H155ZM154 149V150H155ZM174 149H175V147H174ZM176 149H177V147H176ZM180 149V148H179ZM213 149V148H212ZM231 149V148H230ZM239 149H241V148H239ZM252 149V148H251ZM259 149V150H260ZM22 150V149H21ZM79 150V151H80ZM96 150V149H95ZM115 150H117V149H115ZM128 150V149H127ZM130 150V149H129ZM147 150H148V147H147ZM146 150V151H147ZM160 150V149H159ZM200 150V151H199ZM246 150V149H245ZM257 150V149H256ZM82 151H84V150H82ZM81 151V152H82ZM172 151V150H171ZM170 151V152H171ZM174 151V150H173ZM176 151V150H175ZM198 151V152H197ZM237 151V150H236ZM242 151V150H241ZM246 151H248V149L246 150ZM254 151V150H253ZM25 152H27V151H25ZM24 152V153H25ZM29 152H31V151H29ZM84 152H86V151H84ZM116 152L117 151H115V154H116ZM128 152V151H127ZM142 153H143V150L141 151ZM145 152V151H144ZM149 152V151H148ZM152 152V151H151ZM165 152H166V150H165ZM167 152H169V151H167ZM225 152V151H224ZM239 151H237V153H238ZM245 152V151H244ZM249 152H251V151H249ZM3 153V152H2ZM1 153V154H2ZM94 153V152H93ZM118 153H119V151H118ZM140 153V152H139ZM146 153V152H145ZM220 153V152H219ZM218 153V154H219ZM236 153V154H237ZM242 153V152H241ZM26 154V153H25ZM27 154H29V153H27ZM34 154V153H33ZM85 154H87V153H85ZM88 154H91V153H88ZM165 154V153H164ZM180 154V153H179ZM189 154V153H188ZM227 154V153H226ZM249 154V153H248ZM19 155V154H18ZM31 155H32V153H31ZM93 155V154H92ZM119 155V154H118ZM117 155V156H118ZM157 155V154H156ZM158 155H159V153H158ZM162 155V153L160 154V156ZM166 155V154H165ZM165 155H163V156H165ZM168 155V154H167ZM181 155V154H180ZM208 155V156H207ZM221 155H223L224 156V153L223 154H221ZM1 156V155H0ZM27 156V155H26ZM29 157H30V155H28ZM32 156H34V155H32ZM125 156V155H124ZM185 156V155H184ZM213 156V155H212ZM231 156V155H230ZM233 156V155H232ZM238 157H237V159L239 158V155H237ZM243 156V155H242ZM242 156H241V158H242ZM250 156V155H249ZM90 157V156H89ZM171 157H172V154H171ZM18 158V157H17ZM122 158V157H121ZM120 158V159H121ZM158 158V157H157ZM156 158V159H157ZM160 158V157H159ZM188 159H189V156L187 157ZM193 157H191L190 159H192ZM16 159V158H15ZM33 159V158H32ZM166 159V161H167V158H165ZM164 159V160H165ZM179 159V158H178ZM231 159V158H230ZM229 159V160H230ZM235 159V158H234ZM236 159V160H237ZM240 159V158H239ZM238 159V160H239ZM247 159V158H246ZM19 160V159H18ZM37 160V159H36ZM114 160V159H113ZM229 160H227V161H229ZM233 160V159H232ZM231 160V161H232ZM17 161V160H16ZM111 161V160H110ZM177 161H179V160H177ZM22 162V161H21ZM20 162V163H21ZM161 162H163V161H161ZM165 162V161H164ZM201 163L202 165H203V167H202V165H197V164H199V163ZM224 162V161H223ZM238 162V161H237ZM244 162V161H243ZM252 162V161H251ZM2 163V162H1ZM18 163V162H17ZM19 163V164H20ZM40 163V162H39ZM250 163V162H249ZM18 164V165H19ZM22 167H21V170H19V171H17L15 168V170H13V177L12 176H7V183H8V185H10V186H12V187H14V188H16L17 187V185L18 184H21L22 182H25V181H29V183L30 182H32L31 180L32 179H34L33 178V176H35V175H37L36 173H35V175H33L34 174V169H39V168H37L38 166H37V163H35V161L34 162H32V160L29 162L28 161V159L25 157V158H23V162H22ZM105 164V163H104ZM155 164V163H154ZM157 164V163H156ZM187 163H185V165H186ZM220 164V163H219ZM239 164V163H238ZM243 164V163H242ZM97 165V164H96ZM99 165V164H98ZM111 165V164H110ZM152 165V164H151ZM160 165V164H159ZM163 165H164V163H163ZM170 165V164H169ZM180 164H178V166H179ZM181 165L183 166L184 164H183V162L181 163ZM189 165V164H188ZM235 165V164H234ZM248 165V167H249V165H251V164H247ZM9 166V165H8ZM7 166V167H8ZM16 166V165H15ZM40 166V165H39ZM108 166V165H107ZM113 166V165H112ZM157 166V165H156ZM167 166V165H166ZM175 166V165H174ZM174 166H172V168H174ZM199 166V167H198ZM228 166V165H227ZM230 166V165H229ZM233 166V165H232ZM246 166V165H245ZM6 167V168H7ZM102 167H104V166H102ZM155 167V166H154ZM154 167H152V168H154ZM160 167H162V165L160 166ZM180 167V166H179ZM220 167V166H219ZM224 167V166H223ZM241 167V166H240ZM243 167V166H242ZM74 168V167H73ZM112 168V167H111ZM114 168V167H113ZM156 168V167H155ZM155 168L153 169L154 170V173H155ZM164 168V167H163ZM178 168V167H177ZM218 168V167H217ZM229 168V167H228ZM107 169H110V168H105V170H104V173L107 171ZM149 169V168H148ZM221 169V168H220ZM223 169V168H222ZM227 169V168H226ZM239 169V168H238ZM4 170V169H3ZM2 170V171H3ZM6 170V169H5ZM41 170V169H40ZM78 170V169H77ZM152 170V171H153ZM180 170H181V168H180ZM213 170V171H212ZM7 171V170H6ZM8 171H10V170H8ZM8 171L6 172V173H3V174H8ZM73 171V173H75L76 172V169H75V172H74V170H72ZM81 171V170H80ZM98 171V170H97ZM113 171V170H112ZM151 171V172H152ZM158 171H160V169L158 170ZM163 171V170H162ZM176 171H178V170H176ZM224 171V170H223ZM227 171H228V169H227ZM226 171V172H227ZM229 171H231V170H229ZM235 171V170H234ZM245 171H246V169H245ZM1 172V171H0ZM5 172V171H4ZM36 172V171H35ZM78 172V171H77ZM109 172V171H108ZM107 172V173H108ZM216 172V171H215ZM214 172V173H215ZM217 172H219V171H217ZM225 172V171H224ZM236 172V171H235ZM242 172H243V169H242ZM10 173V172H9ZM19 173V174H18ZM65 173V172H64ZM80 173V172H79ZM78 173V174H79ZM81 173H82V171H81ZM84 173V172H83ZM82 173V174H83ZM86 173V172H85ZM146 173V172H145ZM160 173V172H159ZM164 173V172H163ZM167 173V172H166ZM169 173V172H168ZM213 173V174H214ZM2 174V175H3ZM11 174V173H10ZM81 174V175H82ZM89 174V173H88ZM100 174H101V172H100ZM109 174V173H108ZM107 174V175H108ZM174 174H176V173H174ZM174 174H173V176L171 177V178H169L168 179V181L169 182H175L174 180V178H175V176H174ZM178 174H180V172H178ZM183 174V173H182ZM181 174V175H182ZM212 174V173H211ZM210 174V175H211ZM222 174V173H221ZM220 174V175H221ZM234 174V173H233ZM1 175V174H0ZM9 175V174H8ZM68 175V174H67ZM70 175H71V173H70ZM75 175H76V173H75ZM94 175V174H93ZM92 175V176H93ZM99 175V174H98ZM102 175V174H101ZM103 175H105V174H103ZM143 175V174H142ZM141 175V176H142ZM151 175V174H150ZM153 175V174H152ZM156 175V174H155ZM160 175V174H159ZM177 175V174H176ZM181 175H180V177H181ZM215 175V174H214ZM219 175V176H220ZM64 176H66V175H64ZM74 176V175H73ZM80 176V175H79ZM79 176H78V180H79ZM83 176V175H82ZM85 176V175H84ZM83 176V177H84ZM145 176V175H144ZM149 176V175H148ZM148 176H146V178L145 179H147V177ZM170 176V175H169ZM168 176V177H169ZM179 176V175H178ZM212 176V175H211ZM211 176H209V178L211 177ZM248 176V175H247ZM6 177V176H5ZM8 177H11V178H8ZM37 177V176H36ZM63 177V176H62ZM70 177V176H69ZM88 177H90V178H92L91 176H88ZM87 177V174H86V178H88ZM93 177H95V176H93ZM107 177V176H106ZM151 177V176H150ZM174 177V178H173ZM217 177V176H216ZM245 177H246V175H245ZM244 177V178H245ZM73 178H75V176L73 177ZM81 179H83L82 177H80ZM89 178V179H90ZM96 178V177H95ZM143 178V177H142ZM151 178H153V177H151ZM208 178V179H209ZM60 179H62V178H60ZM63 179H66V178H63ZM97 179V178H96ZM139 179H141V178H139ZM148 179H149V177H148ZM155 179V178H154ZM165 179V178H164ZM177 179H179L178 177H177ZM214 179V178H213ZM248 179V178H247ZM5 180H6V178H5ZM67 181L69 180V181H72L71 179H66ZM73 180H75V179H73ZM91 180H93V178L91 179ZM159 180V179H158ZM1 181V180H0ZM35 181V180H34ZM66 181V182H67ZM80 181V180H79ZM79 181H76V182H79ZM84 181V180H83ZM82 181V182H83ZM86 181H88V180H86ZM94 181V180H93ZM98 180H96V182H97ZM151 180L149 179V181L148 182H150ZM154 181H156V180H154ZM163 181V180H162ZM166 181V180H165ZM183 181V180H182ZM213 181V180H212ZM222 181V180H221ZM231 181V180H230ZM2 182H4V180L2 179ZM1 182V184H3ZM65 182V181H64ZM73 182V181H72ZM71 182V183H72ZM89 182V181H88ZM99 182V181H98ZM143 182H145V181H142V183L141 184H143ZM179 182V181H178ZM224 182V181H223ZM6 183V184H7ZM68 183V182H67ZM71 183H69V184H71ZM154 183V182H153ZM167 183V182H166ZM81 184V183H80ZM84 184V183H83ZM88 184H90V183H88ZM92 184H93V182H92ZM97 184H100V183H96V185ZM133 184V183H132ZM141 184H139V186L141 185ZM152 184V183H151ZM163 184V183H162ZM161 184V185H162ZM179 184V183H178ZM218 184V183H217ZM29 186L31 185V184H28ZM33 185V184H32ZM63 185H65L64 183H63ZM72 185V184H71ZM86 185V184H85ZM85 185H83L84 186V188H85ZM91 185V184H90ZM136 185V187L138 186V184L136 183L135 184ZM160 185V186H161ZM173 185H175L174 183H173ZM172 185V186H173ZM2 185H0V187H1ZM20 186V185H19ZM24 186V185H23ZM68 186V185H67ZM82 186V185H81ZM83 186H82V188H83ZM92 186V185H91ZM99 186V185H98ZM101 186H102V184H101ZM132 186V185H131ZM131 186H129V187H131ZM147 186V185H146ZM153 186V185H152ZM163 186V185H162ZM161 186V187H162ZM166 186H167V184H166ZM70 187V186H69ZM72 187V186H71ZM75 187V186H74ZM97 187V186H96ZM144 187V186H143ZM142 187V188H143ZM154 187H156V186H154ZM168 187V186H167ZM174 187V186H173ZM22 188V187H21ZM67 188V187H66ZM65 188V189H66ZM75 188H77V187H75ZM83 188V189H84ZM88 188V187H87ZM138 188V187H137ZM140 188V187H139ZM138 188V189H139ZM142 188H140L139 190H141ZM150 188H151V185H150ZM12 189V188H11ZM46 189V188H45ZM69 189V188H68ZM79 189V188H78ZM96 189V188H95ZM101 189H102V187H101ZM101 189H99L100 191H101ZM131 189V188H130ZM153 189V188H152ZM165 189H167L166 187H165ZM61 190H63V189H61ZM76 190V189H75ZM81 190V189H80ZM89 190V189H88ZM104 190V189H103ZM161 190H163V189H161ZM169 190V189H168ZM170 190H171V188H170ZM64 191V190H63ZM68 191V190H67ZM94 191V190H93ZM98 191V190H97ZM135 191V190H134ZM144 191H146V190H144ZM148 191H149V189H148ZM152 191V190H151ZM159 191V190H158ZM165 191H167V190H165ZM164 191V192H165ZM78 191H76V193H77ZM92 192V191H91ZM103 192V191H102ZM137 192V191H136ZM142 192V191H141ZM150 192V191H149ZM162 192V191H161ZM66 193V192H65ZM81 193H83L82 191H81ZM90 193V192H89ZM89 193H87L88 195H89ZM93 193V192H92ZM98 193V192H97ZM135 193V192H134ZM138 193H140L139 191H138ZM137 193V194H138ZM144 193V192H143ZM156 193V192H155ZM159 193H160V191H159ZM166 193V192H165ZM36 194V193H35ZM63 194V193H62ZM74 194V193H73ZM86 194V193H85ZM149 194V193H148ZM151 194H153V193H151ZM1 195V194H0ZM61 195V194H60ZM60 195H58V196H60ZM88 195L86 196V197H88ZM97 195V194H96ZM150 195V194H149ZM154 195V194H153ZM157 195V194H156ZM167 195V194H166ZM40 196H42V195H40ZM57 196V195H56ZM57 196V197H58ZM62 196V195H61ZM68 196V195H67ZM76 196V195H75ZM79 196V195H78ZM90 196V195H89ZM91 196H93V194L91 195ZM94 196H95V194H94ZM141 196V195H140ZM139 196V197H140ZM146 196V195H145ZM148 196V195H147ZM158 196H163L162 194H158ZM99 197H101L100 196V194H99ZM157 197V196H156ZM155 197V198H156ZM1 198V197H0ZM43 198V197H42ZM41 198V199H42ZM46 198V197H45ZM62 198H64V196L62 197ZM68 198V197H67ZM76 198V197H75ZM93 198V197H92ZM97 198V197H96ZM123 198V197H122ZM121 198V199H122ZM57 199H59V198H57ZM120 199V198H119ZM119 199H117V200H119ZM124 199H126V198H124ZM147 199H149V198H147ZM152 199H154V197L152 198ZM156 199H158V198H156ZM156 199H154L156 202H157V200ZM166 199V198H165ZM3 200V199H2ZM7 200V199H6ZM40 200V199H39ZM64 200V199H63ZM73 200V199H72ZM116 200V201H117ZM127 200H130V199H127ZM143 200V199H142ZM141 200V201H142ZM169 200V199H168ZM170 200H171V198H170ZM38 201V200H37ZM69 201V200H68ZM111 201V200H110ZM122 201V200H121ZM123 201H125V200H123ZM122 201V202H123ZM131 201V200H130ZM150 201V200H149ZM148 201V202H149ZM1 202H3V201H1ZM4 202H5V200H4ZM33 202V201H32ZM35 202H36V200H35ZM57 202V201H56ZM61 202V201H60ZM69 202H71V201H69ZM102 202V201H101ZM109 202V201H108ZM108 202H107V204H108ZM115 202V201H114ZM126 202V201H125ZM128 202V201H127ZM132 202V201H131ZM36 203H39V201L38 202H36ZM117 203V202H116ZM142 203V202H141ZM151 203V202H150ZM153 203V202H152ZM161 203H162V201H161ZM164 203V202H163ZM34 206H37V205H35V203H32ZM60 204V203H59ZM61 204H63L62 202H61ZM119 203H117V204H115V205H118ZM132 204V203H131ZM145 204V203H144ZM155 204V203H154ZM3 205V204H2ZM1 204H0V206H2ZM38 205H40V204H38ZM104 205V204H103ZM114 205V204H113ZM112 206L111 208H110V211L108 212V211H106V212H108L107 213V216L104 218V220L103 221H105V224H107V229H112L114 226V224H116V223H118V224H122V223H126V222H131L132 224H133V228L134 227H136V226H139L141 223H143V222H145V220L146 219H148V220H155L156 219V222H157V220H161V218H163V217H168V219H169V216H170V214L171 213H169V212H171L172 211V208H171V211H167V213H169V214H167V215H165V216H162L161 214H159V213H156V214H154L153 213V210L151 211L152 213H145V210H144V212H142L141 211V213L139 212H135V211H133V210H130V206L128 207L129 208V210L127 209V207L126 208H120L119 207V205L118 206ZM126 205H127V203H126ZM146 205V204H145ZM145 205H144V208H146L145 207ZM157 205V204H156ZM30 206V205H29ZM33 206V207H34ZM106 206V205H105ZM159 206V205H158ZM106 207H108V206H106ZM122 207V206H121ZM26 208H29V207H26ZM35 208H37V207H35ZM55 208V207H54ZM3 209H5V210H7L6 208H3ZM30 209V208H29ZM38 209V208H37ZM40 209V208H39ZM51 209H53V208H51ZM147 209V208H146ZM157 209H159V208H157ZM27 210V209H26ZM41 210V209H40ZM109 210V209H108ZM135 210V209H134ZM25 211V210H24ZM24 211H23V214H24ZM31 211V210H30ZM39 211V210H38ZM53 210H51V212H52ZM138 211V210H137ZM148 211V210H147ZM155 211H157V210H155ZM32 212V211H31ZM50 212V211H49ZM54 212V211H53ZM55 212H56V210H55ZM54 212V213H55ZM69 212V211H68ZM105 212V213H106ZM176 212V211H175ZM3 213L4 212H2V208H0V217L3 215ZM45 213V212H44ZM5 214V213H4ZM33 214H35V213H33ZM69 214V213H68ZM71 214V213H70ZM177 214H178V212H177ZM5 215H7V213L5 214ZM67 215V214H66ZM175 215V214H174ZM24 216H29L30 218H31V222L32 221H34V220H32V217H34L35 215H31V213L30 212H25V215ZM40 216V215H39ZM71 217H73V216H71ZM71 217L68 215V216H66V217H56V216H54V215H52V213L51 214H49V213H47V215H46V217L45 218H43L42 220L40 219V222L37 220V219H35V220H37L39 223H42V225H45L46 224V226H43V227H48V226H50V228L52 229H57L59 232L60 231H63V232H69V234H67V236H70V232L71 231H76V230H78L80 227H79V225L77 224V222L76 221H74L73 219H71ZM104 217V216H103ZM103 217H102V219H103ZM152 217H153V219H152ZM6 218V217H5ZM25 218V217H24ZM37 218V217H36ZM75 218V217H74ZM77 218V217H76ZM101 218V217H100ZM155 218V219H154ZM178 218H179V216H178ZM2 219V218H1ZM4 219V218H3ZM29 219V218H28ZM28 219H27V223H30V222H28ZM80 219H82L81 217L80 218H78V220H80ZM84 219V218H83ZM82 219V220H83ZM259 219H263V217L262 218H259ZM5 220V219H4ZM22 220V219H21ZM24 220V219H23ZM22 220V221H23ZM165 220H166V218H165ZM179 220V219H178ZM24 221H26V219L24 220ZM147 221V220H146ZM162 221V220H161ZM161 221H159V222H161ZM164 221V220H163ZM2 222V221H1ZM99 222H102V221H99ZM148 222V221H147ZM146 222V223H147ZM154 222V221H153ZM183 222H180V223H183ZM26 223V224H27ZM34 223V222H33ZM37 223V222H36ZM45 223V224H44ZM81 223V222H80ZM103 223V222H102ZM101 223V224H102ZM146 223H144L145 225H146ZM148 223H150V221L148 222ZM152 223V222H151ZM162 223V222H161ZM165 223V222H164ZM167 223V222H166ZM178 223V222H177ZM25 224V223H24ZM82 224V223H81ZM98 224H100V223H98ZM101 224H100V226H101ZM104 224V225H105ZM117 224V225H118ZM131 224V225H132ZM154 224H156V223H154ZM10 225V224H9ZM29 225H31V223L29 224ZM33 225V224H32ZM42 225H41V227H42ZM48 225V226H47ZM110 225H112V227L109 226ZM126 225V224H125ZM143 225V224H142ZM144 225V227L145 228H148V226L146 227ZM156 225H158V223L156 224ZM159 225H160V223H159ZM178 225V224H177ZM251 225V228H252V231H263V233H257V235H255L256 237L254 238V237H252V238H254V240H253V246H252V244H251V242L249 243V242H246L245 241V236H242V237H238L237 235H238V233H239V231H241V230H243V229H245V228H248L249 226ZM2 226V225H1ZM4 226H5V224H4ZM6 226H7V224H6ZM5 226V227H6ZM13 226V225H12ZM34 226V225H33ZM36 226V225H35ZM83 226V225H82ZM124 226V225H123ZM122 226V227H123ZM130 226V225H129ZM149 226H150V224H149ZM153 226V225H152ZM151 226V227H152ZM155 226V225H154ZM163 226H165V225H163ZM170 226V225H169ZM178 226H180V225H178ZM18 227V226H17ZM101 227H103V226H101ZM105 227V226H104ZM109 227V228H108ZM121 227V226H120ZM126 227H128V226H126ZM132 227V226H131ZM157 227V226H156ZM154 228V229H157V228ZM159 227L160 226H158V229H159ZM181 227V226H180ZM183 227H185V226H183ZM2 228V227H1ZM0 228V229H1ZM9 228V227H8ZM38 228V227H37ZM50 228H49V230H50ZM82 228V227H81ZM87 228H88V226H87ZM97 228V227H96ZM118 228H119V225H118ZM139 228H141V227H138V229ZM15 229V228H14ZM40 229V228H39ZM46 229H48V228H46ZM100 229V228H99ZM113 229H115V228H113ZM112 229V230H113ZM116 229H117V227H116ZM182 229V228H181ZM18 230H21V229H18ZM34 230V229H33ZM57 230H55L56 232H58ZM103 230V229H102ZM124 230V229H123ZM147 230H149V229H146V230H144V231H147ZM247 230V229H246ZM251 230V229H250ZM249 230V231H250ZM25 231V230H24ZM50 231H52V230H50ZM80 231H82V230H80ZM79 231V232H80ZM87 231V230H86ZM90 231V230H89ZM101 231V230H100ZM110 231V230H109ZM132 230L130 229V232H131ZM139 231H140V229H139ZM142 231V230H141ZM181 231H183V230H181ZM180 231V232H181ZM185 231V230H184ZM248 231V230H247ZM248 231V232H249ZM251 231V232H252ZM16 232V231H15ZM53 232V231H52ZM78 232V233H79ZM84 232V231H83ZM113 232V231H112ZM123 232V231H122ZM130 232H128L127 231V233H130ZM134 232H137V231H134ZM149 234H151V231L149 230ZM186 233H187V231H185ZM1 233V232H0ZM4 233V232H3ZM2 233V234H3ZM13 233V232H12ZM50 233V232H49ZM82 233V232H81ZM137 233H139V232H137ZM143 232H140V234H142ZM153 233V232H152ZM1 234V235H2ZM11 234V233H10ZM14 234V233H13ZM39 234V233H38ZM53 234H54V232H53ZM59 234V236H60V233H57V235ZM62 234V233H61ZM85 234H87V233H85ZM105 234V233H104ZM103 234V235H104ZM131 234V233H130ZM133 234V233H132ZM139 234V235H140ZM147 235H148V233H146ZM188 235H189V233H187ZM193 234V233H192ZM249 234H250V232H249ZM248 234V235H249ZM4 235V234H3ZM15 235H17V233L15 234ZM52 235V234H51ZM64 235V234H63ZM80 234H77V236H79ZM99 235V234H98ZM143 235H144V233H143ZM153 235H154V233H153ZM184 235V234H183ZM194 235V236H195ZM246 235V234H245ZM247 235V236H248ZM5 236V235H4ZM3 236V237H4ZM25 236V235H24ZM28 236V235H27ZM27 236H25V237H27ZM58 236V237H59ZM72 236V235H71ZM92 236V235H91ZM131 236V235H130ZM129 236V237H130ZM134 236V235H133ZM150 236V235H149ZM148 236V237H149ZM181 236V235H180ZM189 236H191V235H189ZM193 236V235H192ZM23 237V236H22ZM37 237V236H36ZM39 237V236H38ZM55 237V236H54ZM61 237V236H60ZM73 237H75V236H73ZM81 237V236H80ZM94 237V236H93ZM96 237V236H95ZM94 237V238H95ZM98 237V236H97ZM135 237H136V235H135ZM141 237V236H140ZM148 237H145V238H147V240L146 241H148ZM188 237V236H187ZM249 237V236H248ZM5 238V237H4ZM8 238H9V236H8ZM33 238V237H32ZM32 238H28V239H31L32 240ZM41 238H43V237H41ZM65 238H66V241L67 240H69V239H67V237H66V235H65ZM65 238H64V240H65ZM68 238H70V237H68ZM87 238V237H86ZM89 238H90V236H89ZM92 238V237H91ZM90 238V239H91ZM100 238V237H99ZM137 238H139L138 236H137ZM144 238V237H143ZM151 238V237H150ZM175 237H173V239H174ZM180 237H178V240H175V242L174 243H176V241H179L180 239H179ZM181 238H183V237H181ZM186 238V237H185ZM185 238H183L182 240H184ZM3 239V238H2ZM14 239V238H13ZM12 239V240H13ZM36 239V238H35ZM38 239V238H37ZM62 239V238H61ZM84 239V238H83ZM172 239V238H171ZM172 239V240H173ZM188 239V240H187ZM187 239H185V240H187V241H185L184 242V244H187L186 242H188L189 241V238H187ZM191 239V238H190ZM193 239H194V241H196L195 239L196 238H192V240L191 241H193ZM0 240H1V238H0ZM9 240V239H8ZM20 240V239H19ZM23 240V239H22ZM26 240H27V238H26ZM41 240V239H40ZM43 240V239H42ZM72 240V239H71ZM98 240H100V239H98ZM126 240H129V239H126ZM134 240H136V238L134 239ZM144 239H143V241L142 242H144L145 241ZM151 240H152V238H151ZM173 240V241H174ZM207 240H206V242H207ZM252 240V239H251ZM11 241V240H10ZM9 241V242H10ZM15 241H17V240H15ZM21 241V240H20ZM20 241H18V242H20ZM36 241V240H35ZM56 241V240H55ZM62 241V240H61ZM66 241H64V242H66ZM92 241H94V240H92ZM92 241H87V242H92ZM152 241H154V240H152ZM171 241V240H170ZM203 241V240H202ZM261 241H263V242H261ZM6 242V241H5ZM29 242V241H28ZM60 242V241H59ZM64 242H62V243H64ZM70 242H73V241H70ZM95 242H96V239H95ZM94 242V243H95ZM99 242V241H98ZM124 242H126L125 241V239H124ZM128 242H130V241H128ZM131 242H132V240H131ZM135 242V241H134ZM133 242V243H134ZM141 242V244H143ZM198 242H200V241H198ZM259 242H261L262 243V245H260V243ZM1 243H3V242H1ZM58 243V242H57ZM100 244H101V242H99ZM114 243V242H113ZM132 243V244H133ZM146 243H148V242H146ZM145 243V244H146ZM150 243V242H149ZM152 243V242H151ZM171 243V242H170ZM181 243V242H180ZM197 243V242H196ZM208 243V244H209ZM4 244H7V243H4ZM42 244V243H41ZM44 244H45V240H44ZM70 244H72V243H70ZM92 244H93V242H92ZM99 244V245H100ZM118 244V243H117ZM131 244V243H130ZM132 244H131V247H132ZM139 244V243H138ZM137 244V245H138ZM153 244V243H152ZM151 244V245H152ZM193 244V243H192ZM200 244H201V242H200ZM2 245V244H1ZM9 245H11V243L9 244ZM9 245H8V247H9ZM21 245V244H20ZM25 245V244H24ZM23 245V246H24ZM29 245V244H28ZM62 245H64V244H62ZM62 245H59V247L61 248V246ZM73 245V244H72ZM102 245V244H101ZM124 245V244H123ZM136 245V246H137ZM140 245V244H139ZM147 245V244H146ZM150 245V244H149ZM148 245V246H149ZM154 245V244H153ZM152 245V246H153ZM156 245V244H155ZM171 245V244H170ZM169 245V246H170ZM194 245V244H193ZM204 245V244H203ZM206 245V244H205ZM18 246V245H17ZM27 246V245H26ZM31 246V245H30ZM29 246V247H30ZM91 246H94V245H91ZM110 246V245H109ZM120 246V245H119ZM134 246V245H133ZM140 246H142V245H140ZM147 246V247H148ZM187 246H189V244L187 245ZM190 246H191V244H190ZM189 246V247H190ZM199 246H201V245H199ZM7 247V246H6ZM11 247V246H10ZM34 247V246H33ZM32 247V248H33ZM42 247H44V245L42 246ZM96 247V246H95ZM100 247V246H99ZM98 247V248H99ZM105 247V246H104ZM117 247V246H116ZM131 247H129V248H131ZM143 247V246H142ZM171 247V246H170ZM194 247V246H193ZM192 247V248H193ZM3 248V247H2ZM31 248V247H30ZM31 248V249H32ZM59 248V249H60ZM64 248V247H63ZM67 248H68V245H67ZM69 248H70V246H69ZM101 248H103V247H101ZM121 248V247H120ZM127 247H125L124 249H123V251L126 249ZM135 248V247H134ZM136 248H138V247H136ZM144 248H145V246H144ZM148 248H150V247H148ZM153 248V247H152ZM182 248H185V251H187L186 250V245H185V247H182ZM188 248V247H187ZM195 248H197V247H195ZM201 248V247H200ZM209 248V247H208ZM7 249V248H6ZM5 249V250H6ZM14 248H12V249H10L9 248V250L10 251H14L13 250ZM25 249H26V247H25ZM29 249V248H28ZM27 249V250H28ZM40 249V248H39ZM116 249H118V247L116 248ZM128 249V248H127ZM132 249V248H131ZM141 249V248H140ZM143 249V248H142ZM189 249V248H188ZM205 249V248H204ZM15 250H17L16 248H15ZM36 250V249H35ZM38 250V249H37ZM62 250V249H61ZM103 250H105V249H103ZM111 250V249H110ZM119 250V249H118ZM128 250H130V249H128ZM134 250V249H133ZM136 250V249H135ZM134 250V251H135ZM138 250H139V248H138ZM154 250V249H153ZM180 251L182 250V249H179ZM196 251H197V249H195ZM206 250V249H205ZM209 250V249H208ZM208 250H207V253H208ZM209 250V251H210ZM10 251H8V252H10ZM18 251L20 252V251H22V249H18ZM41 251V250H40ZM43 251V250H42ZM121 251V250H120ZM132 253H133V251L132 250H130ZM130 251H129V256H130ZM172 251V250H171ZM173 251H174V249H173ZM196 251L194 252L195 253V255H196ZM4 252V251H3ZM19 252L17 253L18 255H19ZM32 252H33V250H32ZM35 252V251H34ZM38 252H39V250H38ZM57 252H58V250H57ZM67 252V251H66ZM72 252V251H71ZM78 252V251H77ZM107 252V251H106ZM118 252V251H117ZM137 252V251H136ZM167 252V251H166ZM175 252H176V250H175ZM179 252V251H178ZM188 252V251H187ZM212 252V251H211ZM213 252H215V251H213ZM7 253V252H6ZM12 253V252H11ZM25 253V252H24ZM43 253V252H42ZM62 253V252H61ZM73 253V252H72ZM116 253V252H115ZM114 253V254H115ZM131 253V254H132ZM139 254L137 255V253H136V255H133L131 258L132 259H137L138 260V258H142L143 260H145L146 259V261H148L149 263H151L152 264V262H153V260H154V254H153V252L151 251V250H144V251H142L141 253L140 252H138ZM171 253V252H170ZM177 253V252H176ZM182 253H183V251H182ZM191 253V252H190ZM201 253H203V252H200V255H199V257L201 256L202 257V255H201ZM205 251H204V254L203 255H205ZM218 253V254H217ZM220 253V254H219ZM5 253H3V255H4ZM9 254V253H8ZM8 254H7V257H9L8 256ZM14 254V253H13ZM30 254V253H29ZM35 254V253H34ZM41 254V253H40ZM78 254V253H77ZM76 254V255H77ZM167 254V253H166ZM171 254H173V256H175L176 254H174V253H171ZM178 254V253H177ZM193 254V253H192ZM191 254V255H192ZM210 254V253H209ZM1 255V254H0ZM11 255V254H10ZM18 255H17V258H18ZM39 255V254H38ZM38 255H35V256H38ZM58 255V254H57ZM61 255V254H60ZM65 255V254H64ZM117 255V254H116ZM115 255V257H117ZM128 255V254H127ZM127 255H125V256H127ZM159 255V254H158ZM165 255V254H164ZM221 255H223V256H221ZM6 256V255H5ZM26 256H28V255H26V253H25V258H27ZM30 256V255H29ZM28 256V257H29ZM54 256H56V254L54 255ZM53 256V257H54ZM84 256V255H83ZM82 256V257H83ZM113 257H114V255H112ZM123 257H121L120 255L118 256L119 258L121 257V259H124L125 257H124V255H122ZM156 256V255H155ZM171 256V255H170ZM183 256V255H182ZM197 256H198V253H197ZM211 256V255H210ZM237 256V255H236ZM57 257V256H56ZM128 257V256H127ZM157 257V256H156ZM165 257V256H164ZM167 257V256H166ZM165 257V258H166ZM178 257V256H177ZM176 256H175V258H177ZM186 257V256H185ZM192 257V256H191ZM190 257V258H191ZM193 257H194V255H193ZM204 257V256H203ZM215 257V256H214ZM10 258H11V256H10ZM10 258H9V260H10ZM14 258V257H13ZM16 258V257H15ZM14 258V259H15ZM32 258V257H31ZM59 258V257H58ZM62 258V257H61ZM71 258V257H70ZM84 258H85V256H84ZM87 258V257H86ZM90 258V257H89ZM131 258H129L128 260L130 261V260H132ZM158 258V257H157ZM160 258V257H159ZM161 258H162V256H161ZM167 258H169V257H167ZM189 258V257H188ZM207 258H208V256H207ZM221 258V259H222ZM235 258V257H234ZM8 259V258H7ZM18 259H21V258H18ZM34 259V258H33ZM37 259V258H36ZM57 259V258H56ZM98 259V258H97ZM141 259V260H142ZM179 259V258H178ZM181 259H184V257L183 258H181ZM180 259V262L182 261ZM195 259V258H194ZM214 259V258H213ZM213 259H212V261H213ZM218 259V258H217ZM5 260V259H4ZM8 260V261H9ZM12 260V259H11ZM26 260V262H27V259H25ZM30 260V259H29ZM55 260V259H54ZM70 260V259H69ZM77 260H78V258H77ZM77 260L75 259V260H73V261H76L77 262ZM80 261H81V259H79ZM78 260V261H79ZM83 260V259H82ZM93 260V259H92ZM155 260H158V259H155ZM164 260V259H163ZM162 260V261H163ZM167 260V259H166ZM168 260H170V259H168ZM175 260V259H174ZM177 260V259H176ZM184 260H186V258L184 259ZM202 260V259H201ZM207 260H210V259H207ZM6 261V260H5ZM19 261V260H18ZM40 261V260H39ZM52 261V260H51ZM57 261H59V259L57 260ZM89 261V260H88ZM116 261V260H115ZM123 261V260H122ZM121 261V262H122ZM128 261V262H129ZM145 261V262H146ZM171 261V260H170ZM170 261H168V262H170ZM173 261V260H172ZM190 261H192V260H190ZM189 261V262H190ZM218 261V260H217ZM226 261V260H225ZM230 261V260H229ZM233 261V260H232ZM17 262V261H16ZM25 262V261H24ZM38 262V261H37ZM53 262V261H52ZM62 262V261H61ZM64 262V261H63ZM131 262V261H130ZM133 262V261H132ZM139 262H140V260H139ZM165 262H167V261H165ZM164 262V263H165ZM178 262V261H177ZM198 262V261H197ZM205 262V261H204ZM211 262V261H210ZM214 262V261H213ZM216 262V261H215ZM224 262V261H223ZM227 262V261H226ZM9 262H7V264H8ZM12 263V262H11ZM40 263V262H39ZM48 263V262H47ZM46 263V264H47ZM96 263V262H95ZM125 263H127L126 261H125ZM136 263V262H135ZM148 263V264H149ZM162 263V262H161ZM184 263V262H183ZM186 263V262H185ZM195 264H196V262H194ZM232 263V262H231ZM1 264V263H0ZM3 264V263H2ZM49 264H51V263H49ZM68 264V263H67ZM69 264H70V262H69ZM72 264H75V263H72ZM78 264V263H77ZM85 264V263H84ZM138 264V263H137ZM141 264V263H140ZM170 264H174V263H171L170 262ZM180 264V263H179ZM189 264H191V263H189ZM204 264V263H203ZM226 264H229V263H226Z\"/></svg>",
    "mask_w": 264,
    "mask_h": 264
}]
</instances>
